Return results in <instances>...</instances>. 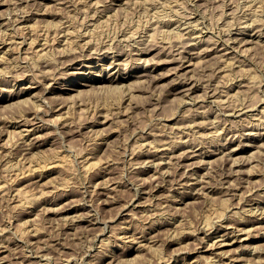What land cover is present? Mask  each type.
Returning <instances> with one entry per match:
<instances>
[{"label":"rangeland","instance_id":"1","mask_svg":"<svg viewBox=\"0 0 264 264\" xmlns=\"http://www.w3.org/2000/svg\"><path fill=\"white\" fill-rule=\"evenodd\" d=\"M3 1H6V0H0V16H1L0 18L3 19V20H0V28H1L0 29L1 30L0 31V37L1 36L3 37L0 39V44L1 43H7V48L10 49V53H9V57L6 58V60L0 61V65H1L0 69L4 65V70H3V68L0 70V133H3V134H0L1 135L0 141L2 142L0 145V151H1V149H4L3 153L0 152V154H2V156L0 155V182L1 181L3 182V183L1 182L0 186L2 187L3 185H5V187H6L7 183H9V184L7 185L8 189L6 188L7 191L5 190L4 187H3L4 189L0 188V247H2V248H0L2 250V251L0 250L1 251L0 252L1 253L0 254V264H32L33 259H34V261L36 260L35 262L33 261V264H37V261H40V262H38V264H60V262H61V264L62 263L63 264H162V263H164V264H185V262H186V264H188V263L190 264V262L192 260L193 261L199 260L197 264H205V263L209 264V262H210V264L211 263L216 264V262H217V264L223 263V262H218L219 259L216 258L215 256H213L214 254H212V252H208L205 248L201 249L203 251L202 253H197L198 251H195L196 246H200L201 243H202L201 246L208 243L207 242V241H209L208 238H209V236H211L210 230L214 231V230H217V228H218V229H221L223 231L225 228V224H227V226H228L231 222H232L231 225H241V224H243V222H244V224H248V222H249V224H253V223H255L254 221L258 217H261L259 214L263 213V210H264V193H263L264 192V190H263L264 189V185H263L264 184V138H263V141L255 142V143H253L255 145H253L250 142H248L247 139L244 138L245 136H242V134H245V132L244 131L242 132V130H241V128H243L244 124H246L248 122H252V123L257 125L255 128V132L257 130L258 134H263V136H264V132H263L264 131L263 130L264 129V125H263L264 120L261 119L262 118L261 117L262 116L261 111H262V108L264 106V100H263L264 99V38H263L264 37V26H263L264 25V23H263L264 22L263 21L264 14L261 15L262 13H264V12H262V11H264V7H263L264 1L251 0V2H250V0H122V2L120 4L116 3L115 0H88V1L83 0V2H82V0H80V1L79 0H58V2H56L57 0H55V1H53V0H7L5 3ZM114 1H115V3H114ZM79 2H80V4H79ZM253 2H255V3H253ZM251 3H253L254 5L252 6ZM250 4L252 7L250 6ZM258 4H260L261 6H259ZM246 6H248V7L246 8ZM249 6L251 9L249 8ZM114 8L116 10H114ZM257 8L259 10H261V11L258 10L259 14L261 12L260 15L257 13H256L257 15L253 14V13L257 12ZM30 10H31V12H30ZM246 10H247V12H246ZM27 11H29L30 13ZM16 12H17V14H16ZM20 12H21V14H20ZM43 12H44V14H43ZM45 13L47 15H45ZM172 13L175 15H173ZM3 15H6V16H3ZM159 15L161 16V18H160L161 20L159 19ZM247 15H248V17H247ZM10 16L13 18L12 22H11V19L9 18ZM251 16H252V18H251ZM14 17L15 18L18 17V18L15 19ZM32 17H34V18H32ZM162 17L164 18L165 21L163 20ZM165 17H166V19H165ZM168 17H170V18L172 17L174 20L172 18L170 20V18H168ZM257 17H260L261 19L262 18L263 19L261 20L260 18H257ZM256 18L259 19L260 23H258L259 21L254 22V19H256ZM5 19H6V22L10 21L9 22L10 24L9 23H7L8 25L5 24L6 23ZM14 19L16 21H14ZM24 19L27 21H25ZM177 19L179 20V22L181 21L180 24L177 21ZM257 19H256V21H257ZM29 20H31V21H29ZM155 20H156V22H155ZM168 20L171 22H169ZM183 20H185V21H183ZM188 20H189V22H188ZM186 21L188 23H186ZM196 21L199 22V26H198L199 28H196V26L198 25V23ZM241 21H243V22H241ZM1 22H3V23L1 24ZM14 22H16V23L13 24ZM167 22H169V24ZM30 23H31V25L35 26V30H37L39 33H37V31L35 32L34 27L32 29V27L30 26ZM95 23L99 28L95 25ZM155 23L156 24L159 23L158 25L160 27L156 26ZM170 23H171V26H170ZM191 23L193 24V26H191L192 25ZM194 23H195V25H194ZM242 23H244V24H242ZM261 23H262V25H261ZM181 24H184V26H186V25H188V26H187V28L186 27L183 28L184 26ZM250 24H251V26L249 27ZM1 25H2V27H1ZM21 25H23V26H21ZM60 25H62V26H60ZM63 25H67V26H63ZM172 25H173L172 29L174 31L170 28V27H172ZM243 25H245V26H243ZM16 26L17 27L19 26V27L17 28ZM26 26H28V27H26ZM167 26H169V27H167ZM181 26H183V27H181ZM238 26H240V27H238ZM252 26H254V27L252 28ZM261 26H262V28H259ZM60 27L62 28V30L59 29ZM181 28H182V31H181ZM194 28H196V29H194ZM15 29L17 32L16 31L14 32ZM21 29H24L23 31H25V30H27V31L23 32V31H21ZM135 29H137L138 31ZM256 29H257V31L259 30L258 31L259 34H261V33L262 34L259 35L258 32L256 31ZM43 30L46 32L48 31L50 33L47 32V34H46V32H43ZM178 30L181 32H179ZM188 30L192 31V33L195 34L196 36L193 35ZM226 30L227 31L229 30V31L227 32ZM3 31L5 32V34L7 32V34H6L7 36L4 34ZM30 31L33 32V35L31 34L32 32H30ZM58 31H59V33H58ZM68 31L69 32L74 31V32L70 33L71 34L70 35V34H68L69 33ZM87 31H88V33H87ZM96 31H98V32H96ZM20 32L22 35H20ZM22 32L27 34V35L23 34ZM128 32H130V33L133 32L134 34L133 33L130 34ZM11 33H15V34L12 35ZM60 33L61 34L63 33V34L61 35ZM74 33L76 35H74ZM85 33L89 34V36L86 35ZM127 33H128V35H127ZM145 33H147V34H145ZM184 33H186L187 35ZM243 33H244V35H243ZM251 33L253 35H256V34H258V35L255 36V39H251V38H253L251 36L252 35ZM41 34H44V35H41ZM48 34H50L49 37H48ZM94 34H96V36H94ZM183 34H184V36L185 35L186 36L185 37L183 36L181 38V36ZM198 34H199V36H198ZM46 35H47L46 38H48L50 41L45 38ZM51 35H52V39H51ZM66 35H68V36L70 35V36L68 37ZM78 35L81 37L79 38ZM84 35H85V38H84ZM92 35H93V37H92ZM177 35L180 36V39H177V38H179V36H177ZM37 36L40 40L39 39L36 40ZM54 36H56L55 37L56 40H54L55 39ZM228 36H230V37H228ZM9 37H11V38H9ZM23 37H25V38L23 39ZM74 37L79 39V40L75 39ZM126 37H128V39ZM137 37H138V39L142 38V37L144 39H140V40L136 39L135 40V38H137ZM194 37H196V39ZM232 37L235 40L234 39L232 40ZM71 38H73V39H71ZM89 38H90V41H89ZM121 38H122V40H121ZM2 39H4V40H2ZM17 39H19L20 41ZM67 39H68V41H67ZM69 39H71V40L69 41ZM83 39L87 40V41H84ZM123 39H125V40H123ZM249 39H251L252 41L253 40H256V41H253V42L251 41L252 43L249 42L248 45L245 44L248 46L247 47L244 45V41L249 40ZM6 40H8V41H6ZM11 40H13L15 43L12 42ZM44 40L45 41L47 40L49 42L46 43ZM72 40H73V42H72ZM134 40L137 42H135ZM147 40H148V42H147ZM191 40H195V41L198 40V41H196V43H195V41L192 43ZM258 40H259V42H258ZM17 41H18V43H17ZM32 41H34L33 42L34 44L32 43ZM65 41H67V43ZM77 41H78V43H76ZM80 41H83L85 43H83V42L81 43ZM88 41L90 42V44ZM109 41L110 42L112 41V42L110 43ZM35 42H36V44H35ZM87 42L89 45L86 44ZM222 42H224V43H222ZM225 42L227 45L225 44ZM242 42H243V44H242ZM20 43H22V44H20ZM43 43H45L46 45L45 44L42 45ZM58 43L62 44L64 47ZM74 43H76V44H74ZM91 43H95V44H91ZM199 43H200V45H199ZM239 43H241V44H239ZM64 44L66 45L67 50L64 49L65 48ZM72 44H73V46H72ZM96 44H97V48H96ZM98 44L101 46V48ZM111 44H112V46H111ZM28 45H30V46L28 47ZM85 45L86 46L88 45L87 46L88 49L85 48L86 47ZM91 45H93V46L90 47ZM188 45H190V46H188ZM239 45H241V46H239ZM13 46H17V48L13 47ZM48 46L51 49L48 48ZM94 46L97 49L96 51H94V49H95V48H93ZM191 46H193V47H191ZM221 46H223V47H221ZM234 46H235V48H234ZM39 47H41V48H39ZM71 47L72 48L74 47V49H72ZM110 47H112V49ZM113 47H114V49H113ZM194 47H195V49H194ZM200 47L202 48L203 52L206 49L207 50L204 53L203 52L200 53L201 52ZM232 47L234 50L232 49ZM14 48L16 50H14ZM25 48L27 50L28 49L29 50L26 51V50H24ZM52 48L55 49L54 52L56 53V55H53L54 52H53ZM57 48L59 50H56ZM69 48L71 50H74L75 52L73 51L72 53H70L71 50L69 51L68 50ZM82 48H84V49H82ZM102 48H104V49H102ZM109 48H110L111 52L109 51ZM218 48L221 50H219ZM34 49H36L37 51ZM38 49H40V50H38ZM41 49L43 50V52H41L42 51ZM60 49H61V51H60ZM231 49H232V51H231ZM48 50H49V52L50 51L51 52L48 53ZM89 50H90V53H89ZM99 50H103V51H99ZM183 50H185V51H183ZM195 50L197 52H194ZM235 50H237V51H235ZM23 51H25V52H23ZM65 51H69V52H65ZM83 51H85V52H83ZM133 51H136L137 53H135ZM228 51H229V53H228ZM38 52H39V54H38ZM95 52H96V54H95ZM181 52L182 53L185 52L184 53L185 55L182 54ZM235 52H236V54H235ZM237 52H239V53H237ZM12 53H13V55H12ZM15 53H16V55H15ZM51 53H53V54H51ZM105 53H108V54H105ZM19 54L21 57L19 56ZM58 54H60L61 56H59ZM180 54H182V57ZM191 54L193 57L191 56ZM37 55H39V56H37ZM40 55L41 56L43 55V56L41 57ZM57 55L59 57H57ZM64 55L65 56L67 55V56L65 57ZM172 55L175 57L180 55V56H178L180 58V61H181V58H182V60H185L184 56L187 59L192 57L191 60H193V61L191 63H193V65L190 66V63L187 62L184 64V69H181L178 67V66H180L181 63L170 62ZM186 55H187V57H186ZM12 56L17 61L18 65L16 64V61L12 58ZM15 56H17V57H15ZM48 56H49V58H48ZM37 57L43 58L42 59L43 63H42L41 59H40L41 62H39V59H38V63H40L41 65L43 64L42 66L40 64L38 65ZM178 57H177V59H178ZM20 58L22 60L19 61ZM24 58H25V61H24ZM111 59H112V61H111ZM8 60L10 61V64H9ZM32 60H33V62H32ZM224 60H226V61H224ZM48 61H50V62H48ZM51 61H53L54 64H53V62H52V64H50ZM4 62H6V63H4ZM46 62H48L50 65L48 63L46 64ZM224 62H226V63H224ZM11 63H13L14 66ZM109 63H111V64H109ZM33 64H34V66H33ZM85 64H87V65H85ZM117 64H119V65H117ZM227 64H229V66H227ZM35 65H37V67ZM38 66L41 68H39ZM8 67H11V68H8ZM222 67L224 68L223 70L225 73L223 72V70H221ZM17 68H19V70ZM36 68H38V69H36ZM6 69L9 70V72ZM148 69H149V71H148ZM28 70H30V71L28 72ZM3 71L6 73H4ZM40 72L43 74V77H41L42 74H40ZM7 73H8V75H7ZM44 73H45V76H44ZM228 73L231 75L227 76ZM39 74L41 76H39ZM132 74H133V76H132ZM203 74H204V76H203ZM223 74H225V75H223ZM14 75H16V76L18 75V76L15 77ZM46 75H47V77H46ZM52 76H54V77H52ZM118 76L122 77V78L127 77L125 79H122L123 83L121 85H119L120 89H118V91L117 90L112 91L111 89L109 90L108 88H103V89L101 88L100 89L98 87L99 84L97 82L100 79H105V78L108 79V77L109 78H111V77H113V78L117 77L118 78ZM186 76L189 79L188 82L185 79ZM39 77L43 78L42 79L43 81L40 80L41 78H39ZM228 77L230 79H233L235 82L233 80H232V82H228V81H231ZM190 78H194V79L190 80ZM44 79H46V80H44ZM181 79H182L183 84L180 86L178 84V82ZM195 79H196V81H195ZM241 80H242V82H241ZM44 81H45V83H44ZM186 82L188 83V87L186 85ZM85 83L86 84L89 83V86L88 85L86 86ZM191 83L193 86L191 85ZM214 83H217V84H214ZM240 83H242V84H240ZM42 84H45V85H42ZM219 84H221L220 85L221 87L220 86L218 87ZM233 84H235V85H233ZM189 85L191 87H189ZM211 85H214L213 88L211 87ZM215 85L217 87H215ZM27 86H29V87L27 88ZM186 87L188 89L189 88L190 89L187 90ZM228 87H230V88H228ZM217 88H219L221 90H219ZM176 89L178 90V92ZM214 89L215 90L217 89L218 91L217 90L215 91ZM27 90H28V93L21 94L23 91H27ZM228 90H230V91H228ZM236 91H238V93H235ZM187 92H188V94L186 95ZM214 92L215 93L217 92L215 94L217 96L216 98H215ZM231 92L235 93L236 96L233 97V94ZM230 94H232V95H230ZM182 95H184V96H182ZM122 96H124V100H121L119 102L118 98L120 99V97H121V99H123ZM226 97H228V98L226 99ZM230 97H233V98H230ZM125 98H126V101L129 103H127L125 101ZM223 98L226 100L225 102L222 101ZM214 99H219L221 101L218 100L219 101L218 102L217 100L215 101ZM262 101H263V103H262ZM33 102H34V104H33ZM214 102L215 103L218 102L217 103L218 105L215 104ZM37 103L39 105L41 104V107ZM224 103L225 104L229 103V104L225 105ZM35 104H37L39 107L37 105H36L37 106L36 107ZM221 104H222V106H221ZM242 104H243V106L241 108L239 105H242ZM213 106H214V108H213ZM224 106H225V108H224ZM256 106L258 107V109ZM68 107H70L71 109ZM229 107L230 108L233 107L232 108L233 110L232 109L230 110ZM33 108H34V110H32V112H30L29 110L33 109ZM35 108H37V109L40 108V110H37ZM51 109H53V110H51ZM221 109H223V114H221L222 113ZM245 109H247V111ZM35 110H37V111L35 112ZM67 110H68V112H66ZM217 111L220 112V114ZM239 111L240 112L242 111V112L238 113ZM249 111H251V112H249ZM24 112L25 113L27 112V113L25 114ZM34 112H35V114H34ZM229 112L232 115H230ZM236 112L238 113V115ZM36 113H37V115H36ZM106 113L107 114L111 113L112 115L110 114L111 116H109ZM192 113H194V116ZM103 114L106 116H104ZM204 114H207V115H204ZM215 114H216V116L218 114V117H216ZM260 114H261V116H260ZM24 115H25V117L27 116L26 119H24L25 118ZM234 115H236V116H234ZM246 115L249 118V120H248V118H246ZM28 116H29V118L30 117L32 118L34 116L31 120V122L33 121V123H35V126L40 127V129L42 128L41 130L43 132L40 130L38 133H36L37 135L27 134L25 132V130H24L25 126L23 123H24V121L27 120ZM36 116H37V119H36ZM66 116H67V118H66ZM108 116H109V119H107L108 122L106 124H104V125L99 124V121L102 120L103 117L108 118ZM194 117L195 118L198 117V118H196V121L198 120V122H199V123L197 122L198 124L197 123L193 124V122L195 121ZM205 117H208V118H205ZM253 117H255V119ZM38 118H40V119H38ZM213 118H215V120ZM216 118H217V121H216ZM18 119H19V121H17ZM246 119H247V121H246ZM41 120H43V121H41ZM191 120L193 122H191ZM199 120L207 121L205 123V127H204V122L201 123L202 121H199ZM64 121L67 122L69 125L67 123L64 124ZM69 121H70V123H69ZM215 121L217 123L218 122L219 123L217 124ZM243 121H244V123H243ZM41 122H42V124H41ZM257 122H259V123H257ZM36 123L37 124L39 123V124L36 125ZM241 123H243V124H241ZM44 124L45 125L48 124L47 125L48 128ZM191 124L193 126H191ZM215 124H216V126H215ZM65 125H67V126H65ZM42 126H45V127H42ZM70 126H74V127L70 128ZM55 127H57L59 129V131L56 130ZM229 127H230V129H229ZM5 128L8 130H6ZM89 128L90 129L93 128V129L89 130ZM184 129H185V131H184ZM227 129H229V130H227ZM14 130H16V131L18 130V132L17 133H16V131L13 132ZM97 130H98V132H96ZM218 130H220V131L222 130L223 132L222 131L220 132ZM45 131H46V133H48V135L46 133H44ZM186 131H188V132H186ZM239 131L242 133H240ZM8 132H10V134H8ZM216 132H218V134H216ZM15 133L16 134L19 133L18 137L16 136ZM39 133H41V134L39 135ZM181 133L185 134V135H183V138H182ZM213 133H215L216 135ZM236 133L238 134V136L235 137ZM21 134H23V136ZM102 134H104V135L102 136ZM206 134H207V136H206ZM11 135L13 138L11 137ZM43 135H45V136H43ZM146 135H148V137ZM19 136L22 140L19 138ZM33 136H35V137H33ZM169 136H171V138ZM175 136H177V137H175ZM196 136L198 138H202V139H198ZM217 136H219V137H217ZM31 137H32V139H31ZM43 137H45V138H43ZM172 137H175V138L172 139ZM240 137L242 139H240ZM18 138L20 141H17ZM179 138H181V139H179ZM225 138H227V141ZM12 139H14V140H12ZM45 139H46V141H45ZM5 140L8 143L4 142ZM29 140H30V143H29ZM234 140H235V142H234ZM15 141H17V145L15 144L16 143ZM103 141H105V142H103ZM187 141H189V142H187ZM18 142H20L19 143L20 145L18 144ZM31 142H32V145H31ZM39 142H40V145L38 144ZM155 142L158 145H156ZM242 142H244V143H242ZM9 143H10V145H9ZM23 143H24V145H23ZM28 143H29V145H28ZM102 143H104V145ZM142 143H144V144H142ZM167 143H170L169 149L170 148L171 149L168 151L165 150V152L163 153L164 145ZM185 143H187L188 145H186ZM249 143H250V145H249ZM2 144L3 145L5 144L6 148H5V146L3 147ZM36 144H38V146ZM139 144H140V147L138 146ZM148 144H151V145H148ZM184 145H185V147H184ZM29 146H31V147L27 148ZM99 146H100V148H99ZM161 146H162V148H161ZM225 146H226V148H225ZM235 146H236V148L240 149L236 155L237 158L240 159L238 161L239 162L243 161L241 164H238V165L234 164V162L232 160L236 157L230 158L228 155V152H229L228 148H233ZM14 147H16V148H14ZM148 147L150 148V150ZM197 147H199V149ZM31 148H33V149H31ZM34 148H36V149H34ZM39 148H40V150H39ZM140 148L143 149L144 151L141 150ZM155 148H158V149L160 148V150H159L160 152L157 151L158 149L155 150ZM172 148H174L175 150ZM189 148H190V150H189ZM17 149H19V150H17ZM25 149H26V151H25ZM184 149H188V151L185 152ZM132 150L134 153L135 152L136 153L134 154L132 152ZM152 150H153V152H152ZM194 150H195V152H194ZM213 150H214V154L211 155ZM217 150H218V152H217ZM11 151H14V152H11ZM24 151L28 152V154L25 153ZM34 151H38V156L41 153V155L39 157L36 156L37 160L40 159L41 161L38 160V162H37V160H34V159H36L35 155L37 154V152H35V155H34ZM179 151H181V152H179ZM201 151H204V152H201ZM223 151H224V154L222 153ZM22 152L25 156L22 155ZM32 152H33V154H32ZM154 152H155V154H154ZM177 152H178V154H177L178 156L175 155ZM189 152L191 154L192 153L197 154V157L195 159H193L196 162H194L193 160L192 161L190 160L191 163L194 165H192L191 163L190 164L187 163L189 161L186 160V157H188L189 155L191 156V154ZM197 152H199V153H197ZM215 152L218 154H216ZM58 153L60 156H63V157H60L58 155ZM138 153H140V154H138ZM152 153L154 155H152ZM184 153H187V154H184ZM26 154L28 156L34 155V159H33L35 162L34 164H33V162L30 161L33 156L30 158ZM148 154L152 156V158H150V160L152 159L153 162L155 161L156 162V163L154 162L155 164L153 162H151L152 160L150 161L149 159H147ZM181 154L182 155L184 154V156H182ZM3 155H4V157H3ZM19 155H20V157H19ZM56 155H57L58 159H56V157H55ZM65 155L66 156L68 155V157H70V158L67 157V159H66ZM227 155L229 158L227 157ZM21 156H23V160L21 159ZM87 156H89V157H87ZM154 156L158 160L155 159ZM161 156H163V157H161ZM173 156H174V158H173ZM222 156H224V158ZM8 157L11 160H9ZM14 157L15 158L17 157V158L15 159ZM25 157L27 159H25ZM170 157L173 159H171ZM59 158H60V160H59ZM178 158H180L182 160L180 161V159H178ZM220 158H222V160ZM225 158L229 159L228 161L233 162V163H229L228 161H226L227 159H225ZM4 159L8 162L6 163V161ZM20 159H21V161H20ZM199 159H200V162H199ZM203 159L204 160L206 159L209 162H206V160L203 161ZM26 160H28L29 162H26ZM61 160H63L64 162ZM147 160H149V161H147ZM159 160H160V162H159ZM172 160H174L176 163H174ZM15 161L17 163L20 161L21 163L17 164ZM30 162L32 163V165L30 164ZM93 162H94V164H95V162L97 164L94 166ZM163 162H166V163H163ZM169 162L172 164H170ZM180 162H181V164H180ZM201 162H203L204 164H202ZM23 163H24V165H23ZM36 163H38V164H36ZM39 163H41V164H39ZM58 163H61L62 166H61V164L58 165ZM83 163H84V165H83ZM148 163H150V165H148ZM151 163H153V164L151 165ZM157 163L160 165L159 168H158L159 165ZM177 163H178V166H177ZM16 164H17V166H16ZM21 164H22V166H21ZM27 164L31 167L34 166L33 169L36 166V168L34 170L35 172H33L31 175H29V177L27 176L26 178H23L21 180L12 181V180L17 178L16 174H18V172H20V169L22 172V167H26ZM80 164H82V165H80ZM88 164H90L91 166L87 170L86 166ZM164 164H165V168L163 166ZM166 164H168V165H166ZM173 164H174V166H173ZM233 164H234V166H231ZM18 165H19V167H18ZM37 165L39 166L38 170H37ZM170 165H172V167ZM190 165H191V167H189ZM255 165H256V168H255ZM40 166H42V167H40ZM16 167H18L19 169L18 168L16 169ZM134 167L137 169H135ZM140 167H141V170H140ZM169 167L171 168V170H169L170 169ZM175 167H176V169H175ZM187 167H189V168H187ZM250 167L251 168L253 167L252 168L253 170H249ZM9 168H11V169H9ZM26 168H29V167L27 166ZM81 168L83 171H81ZM85 168H86V170H84ZM146 168H148L149 170ZM166 168L168 169L167 172L164 171V170H166ZM177 168H179V169H177ZM196 168H198V169L196 170ZM5 169H7V170H5ZM14 169H15L16 173L14 172ZM9 170H10V172H8ZM23 170H25V168H23ZM154 170H156V173ZM159 170H161V172ZM238 170H239V172H238ZM251 171H254L255 173L253 172V174H252ZM11 172H12V174H11ZM169 172H171V174ZM240 172H242V173H240ZM159 173H160V175H159ZM167 173H168V175H167ZM161 174H162V176H161ZM15 175H16V177H15ZM32 175H34V176H32ZM193 175L195 177L194 179H193ZM198 175H200V176H198ZM10 177H11V179H10ZM241 177H243V178L241 179ZM8 178H9V180H8ZM12 178H14V179H12ZM200 178H202L203 180H201ZM27 179L28 180L30 179V181H28ZM161 179L165 180V181H162ZM244 179H246V180H244ZM105 180L107 181V183ZM187 180L189 181L190 184L186 183V182H188ZM10 181H12V183H10ZM98 181L99 182L101 181L100 183H102L103 185H101L100 183H97ZM166 181H167V183H165ZM194 181L196 182L195 184H194ZM200 181H202V182L200 183ZM5 182H6V184H5ZM108 182L109 183L111 182V185ZM132 182H134V185H132L133 184ZM180 182H182V183H180ZM91 183H95V184H91ZM107 184H109L108 185L109 187L107 186ZM140 184H141V186H140ZM197 184H199V186ZM231 184H233V185H231ZM94 185H95V188H94ZM98 185H99V187H97ZM228 185H230V187ZM236 185H238V187H239V185H241V186L239 188L238 187L236 188ZM101 186H103V188ZM131 186H132V188H131ZM192 186H193V188H192ZM227 186L229 188H227ZM9 187H10V189H9ZM112 187H114V188H112ZM89 188L90 189L92 188V190L90 191ZM99 188H100V190H99ZM111 188L114 190L111 191L112 190ZM195 188H197L198 190L196 191ZM17 189H18V192H17ZM137 189H138V191H137ZM207 189H209V190H207ZM233 189L237 193L236 192L234 193ZM4 190H5V193H3ZM83 190H84V192H83ZM98 190H99V192H97ZM134 190H136L135 193H134ZM249 190L252 193H250ZM149 191H151V192H149ZM183 191H185V192L181 194V192H183ZM25 192H28V193H25ZM100 192H102V193H100ZM8 193H10V194H8ZM16 193H19V196H18V194L16 195ZM20 193H22V194H20ZM41 193H43L42 196L40 195ZM186 193H188L189 196ZM193 193H194V195H193ZM90 194H92L93 196H90ZM107 194L109 196H112V197H106V196H108ZM240 194H243L244 196L243 195L240 196ZM260 194L262 195L261 197H260ZM2 195H4V196H2ZM84 195H87V196H84ZM152 195L155 198H153ZM246 195H248V196H246ZM17 196H18V199H17ZM135 196H136V198H135ZM137 196H138V198H137ZM145 196L146 197L149 196V198L147 197L148 200L146 199ZM13 197H15V199H13ZM87 197L89 198L90 203H89V200L86 201L88 199ZM113 197H115L117 199H115ZM241 197H242L243 201L240 200ZM256 197H258V198H256ZM11 198H12V200H10ZM112 198L115 199V201ZM132 198H133V200L131 202ZM27 199H29V200L27 201ZM73 199L75 200V202L77 204H75ZM172 199L175 202H173ZM180 199H182V200H180ZM82 200L86 201V202H83ZM106 200H107V203H106ZM108 200L109 201L111 200V201L109 202ZM140 200H141V202L144 200L143 203H141V202L138 203ZM237 200L240 201L241 203L238 202ZM67 201H69L71 204H65L66 206L63 205V203H67ZM128 201H129V203H128ZM237 202L239 204H237ZM252 203H254V204H252ZM133 204H134V206H133ZM137 204H138V206H137ZM243 204H244V206L246 205L249 209L246 208V206L243 207ZM61 205H63L65 208L67 206H68L67 208H69V206H70L72 208V210L70 212L63 213L62 210L64 209V207ZM80 205L82 208L80 207ZM83 205L86 207H84ZM126 205H128V206H126ZM182 205H184V206H182ZM72 206H74V207H72ZM59 207H61V209H59ZM125 207L130 211H128ZM176 207H179V209ZM251 207H253V208H251ZM254 207L258 208V209L255 210ZM242 208H245V209H242ZM55 209H57V211H55ZM88 209H89V211H88ZM138 209H141V210L138 211ZM245 210L247 212H245ZM54 211H55V213H54ZM131 211L135 212L136 214L135 213L133 214ZM143 211H145V212H143ZM126 212H128V213H126ZM234 212L236 215H234ZM239 212L242 213V215ZM258 212H259V214H258ZM84 213H87V214H84ZM118 213H119V215H118ZM130 213L133 216V218L130 215ZM237 213H238V216H237ZM78 214H80V216ZM143 214H145V215H143ZM134 215H135V218H134ZM67 216L70 218L68 219ZM242 216H244L245 220H242V219H244V218H242ZM65 217L67 218V220ZM72 217H73V220L76 217L77 218L79 217L78 219L76 218L78 221L76 219L74 221H72ZM121 217L122 218L124 217V218L122 219ZM126 217L129 221L131 219L132 220L130 222H128V220H126ZM221 217H223V219ZM237 217H239V218H237ZM89 218H90V220H89ZM224 218H226V219H224ZM250 218L253 220H250ZM49 219H50V221H49ZM158 219H160V221H162L161 222L162 224L160 223V221ZM94 220L95 221L97 220V221L95 222ZM229 220H231V221H229ZM26 221H28V222H26ZM66 221L70 222L71 224L67 223ZM121 221H123V222L121 223ZM155 221L157 222V224ZM91 223H93L92 225H94V226H91ZM159 223H160V225H159ZM220 223H221V225H220ZM147 224H149L151 226L148 227ZM119 225H122V226L124 225L123 228L124 227H127V228L123 229V228H121L122 226H119ZM161 225H163V226H161ZM103 226L106 229H102ZM144 226L147 228H145ZM211 226H213L214 229L209 228ZM27 227H28V230H27ZM260 228H258L257 231L254 230V231H252V233L250 232L251 235L249 236L250 238H248V240H246L244 242H236L234 244V246H228V249H230V250L232 249V252H231V256L233 255L232 258L235 259L236 261L238 260L237 264H248V263L255 264L256 260H257L258 264H264V235H263L264 234V225ZM25 229L27 232L24 234L23 232L25 231ZM127 229H129L128 231H130V232H128ZM141 229L142 230L144 229L143 232ZM169 229H171V230H169ZM117 230H118V232H117ZM145 230H147V231L144 232ZM178 230H181V232H183V233H180V231L178 232ZM182 230H184V231H182ZM204 230H206V231H204ZM195 231H197L196 234H194ZM155 232L157 234H155ZM173 232H174V234H173ZM176 232L178 234H181V235L180 236L178 235L179 237H177ZM186 232L187 233L191 232L190 234H192V237L190 234H187ZM225 232L228 233V232H231V230H227ZM225 232H223V233H225ZM142 233H144V234H142ZM258 233H260V234H258ZM126 234H127V237H125ZM130 234L132 236H130ZM151 234H154L153 238H151L152 237ZM184 234H187V235H184ZM252 234H254V235L252 236ZM128 235L132 239L136 236L134 239L136 241L138 240L139 242H136L134 239L133 240L130 239ZM150 235H151V237H150ZM174 235H175V237H174ZM198 235L200 237H198ZM232 235H237L240 238L241 237L246 238V236H247L246 233L241 234L240 232H237V230L234 231V233H232L231 236ZM118 236H119V239H117ZM144 236H147V238L144 239L145 238ZM154 236H156V237H154ZM157 236H159V237H157ZM202 236H205V237H202ZM201 237H202V240L200 239ZM159 238H160V241H162V242L159 241ZM198 238H199V240H198ZM203 238H205V239H203ZM109 241H112V242H109ZM125 241H127V243H128V245L126 244V246L124 244V243H126ZM165 241H167V242H165ZM196 241H198V245L196 244ZM106 242H108V243H106ZM178 242L182 246H180V244ZM209 242H210L209 244H211V241H209ZM131 243H132V245H130ZM142 243L145 244L144 247H143ZM148 243H149V245L146 246ZM153 243H156V244H153ZM186 243H187V245H186ZM241 243L243 244V246L241 245ZM157 244H160V245H157ZM164 244H166V245H164ZM168 244H170V245L168 246ZM153 245L155 248H157L156 250L153 247H151ZM183 245L185 247L184 249H182ZM247 245H250V247H248ZM129 246H131V247H129ZM149 246L151 247V249L153 248V250H151ZM40 247L42 250L40 249ZM177 247H179V248H177ZM244 247H245V250H244ZM247 247H248V249H247ZM36 248L38 250L39 249L40 250L38 251ZM127 248H129V249H127ZM136 248H137V250H136ZM144 248H146V249H144ZM158 248H160V250ZM191 248H192V250H191ZM255 248L258 250H261L262 253L260 251H257ZM148 249H150L151 252H149L150 250L147 252ZM177 249H179V250H177ZM173 250H177V251H173ZM35 251H36V253H35ZM110 251H112V252H110ZM155 251H156V253H155ZM159 251H160V256L158 253ZM184 251H186V253ZM253 251H254V253H253ZM127 252L130 255L127 254ZM174 252L175 253L177 252V254H175ZM178 252L180 253V255ZM192 252H193V254H192ZM31 253H33V254H31ZM41 253H44V256H46V255L47 256L44 257ZM162 253H164V256L162 255ZM255 253H256V255H255ZM39 254H40V256H38ZM201 254H203V255H201ZM257 254H259L261 256H259ZM155 255H156V257H154ZM185 255H187V256H185ZM165 256L170 257V259H168V257H167V261H166ZM207 256H208V258H207ZM209 256H212V258ZM111 257H113V258L115 257V258L113 260H111L112 259ZM117 257L119 258L120 261L117 260ZM125 257H126V259H124V261L121 260ZM163 257H164V260H163ZM195 257H196V259H194ZM67 258H69V259H67ZM160 258L162 260H160ZM210 258H211V260H210ZM258 258L259 259L261 258L263 260L260 261V260H258ZM152 259H153V261H155V263L154 262L150 263V262H152ZM207 259L210 261H208ZM206 260L208 262H206ZM45 261H47V263ZM65 262H67V263H65ZM192 262H191V264H192Z\"/></svg>","mask_w":264,"mask_h":264},{"label":"bare ground","instance_id":"2","mask_svg":"<svg viewBox=\"0 0 264 264\" xmlns=\"http://www.w3.org/2000/svg\"><path fill=\"white\" fill-rule=\"evenodd\" d=\"M6 1H7V0H6ZM6 1H3V2L5 3ZM53 1H55V0H53ZM79 1H80V0H79ZM86 1H88V0H86ZM115 1H116V3H118V4H120V3L122 2V0H115ZM115 1H114V3H115ZM256 1H257V0H256ZM258 1H259V0H258ZM261 1H264V0H261ZM56 2H58V0H57ZM82 2H83V0H82ZM250 2H251V0H250ZM44 3H45V2H44ZM125 3H126V2H125ZM226 3H227V2H226ZM253 3H255V2H253ZM253 3H251L252 6L254 5ZM263 3H264V2H263ZM263 3H262V4H263ZM79 4H80V2H79ZM83 4H84V3H83ZM251 4H250V6H251ZM44 5H45V4H44ZM258 5L261 6L260 4H258ZM120 6H121V5H120ZM250 6H249V8H250ZM252 6H251V7H252ZM255 6H256V5H255ZM247 7H248V6H246V8H247ZM256 7H257V6H256ZM263 7H264V6H263ZM259 8H260V7H259ZM250 9H251V8H250ZM250 9H249V10H250ZM114 10H116V9L114 8ZM117 10H118V9H117ZM247 10H248V9H247ZM247 10H246V12H247ZM254 10H255V9H254ZM258 10H259V9L257 8V12L254 11L255 13H253V14H256V13L259 14ZM16 11H17V10H16ZM108 11H109V10H108ZM108 11H107V12H108ZM259 11H261V10H259ZM27 12H29V11H27ZM30 12H31V10H30ZM30 12H29V13H30ZM45 12H46V11H45ZM248 12H249V11H248ZM262 12H264V11H262ZM22 13H23V12H22ZM104 13H105V12H104ZM108 13H109V12H108ZM251 13H252V12H251ZM16 14H17V12H16ZM18 14H19V13H18ZM20 14H21V12H20ZM27 14H28V13H27ZM43 14H44V12H43ZM102 14H103V13H102ZM172 14H173V13H172ZM257 14H256V15H257ZM260 14H261V12H260ZM260 14H259V15H260ZM263 14H264V13H262L261 15H263ZM24 15H25V14H24ZM45 15H47V14L45 13ZM103 15H104V14H103ZM173 15H175V14H173ZM250 15H251V14H250ZM3 16H6V15H3ZM11 16H12V15H11ZM11 16H10L9 18L11 19V22H12V21H13V20H12L13 18H12ZM106 16H107V15H106ZM168 16H169V15H168ZM0 17H1V16H0ZM24 17H25V16H24ZM107 17H108V16H107ZM156 17H157V16H156ZM172 17H173V16H172ZM172 17H171V18H172ZM174 17H175V16H174ZM177 17H178V16H177ZM177 17H176V18H177ZM228 17H229V16H228ZM247 17H248V15H247ZM14 18H15V17H14ZM16 18H18V17H16ZM16 18H15V19H16ZM27 18H28V17H27ZM32 18H34V17H32ZM32 18H31V19H32ZM160 18H161V16L159 15V19H160ZM162 18H163V17H162ZM168 18H170V17H168ZM171 18H170V20H171ZM251 18H252V16H251ZM257 18H260V17H257ZM257 18H256V19H257ZM6 19H7V18H6ZM6 19H5V22H6ZM15 19H14V21H16ZM25 19H26V18H25ZM25 19H24V20H25ZM97 19H98V18H97ZM102 19H103V18H102ZM165 19H166V17H165ZM172 19H173V18H172ZM179 19H180V18H179ZM248 19H249V18H248ZM256 19H254V22H258V21H259V19H257V21H256ZM260 19H261V18H260ZM262 19H263V18H262ZM262 19H261V20H262ZM0 20H3V19L0 18ZM19 20H20V19H19ZM19 20H18V21H19ZM94 20H95V19H94ZM160 20H161V19H160ZM160 20H159V21H160ZM163 20H164V18H163ZM173 20H174V19H173ZM173 20H172V21H173ZM186 20H187V19H186ZM245 20H246V19H245ZM245 20H244V21H245ZM251 20H252V19H251ZM25 21H27V20H25ZM29 21H31V20H29ZM96 21H97V20H96ZM164 21H165V20H164ZM168 21H169V20H168ZM175 21H176V20H175ZM175 21H174V22H175ZM177 21L179 22L178 19H177ZM183 21H185V20H183ZM247 21H248V20H247ZM263 21H264V19H263ZM263 21H262V22H263ZM3 22H4V21H3ZM3 22H1V24H2ZM9 22H10V21H9ZM9 22H6L5 24H7V23H9ZM97 22H98V21H97ZM155 22H156V20H155ZM157 22H158V21H157ZM169 22H171V21H169ZM169 22H167V23L169 24ZM180 22H181V21H180ZM180 22H179V24H180ZM188 22H189V20H188ZM188 22L186 21V23H188ZM190 22H191V21H190ZM196 22H197V21H196ZM241 22H243V21H241ZM248 22H249V21H248ZM251 22H252V21H251ZM254 22H253V23H254ZM15 23H16V22H14L13 24H15ZM18 23H19V22H18ZM28 23H29V22H28ZM64 23H65V22H64ZM197 23H198V25L196 24V25H197L196 28H199V27H198V26H199V22H197ZM239 23H240V22H239ZM253 23H252V24H253ZM258 23H260V21H259ZM263 23H264V22H263ZM9 24H10V23H9ZM19 24H20V23H19ZM25 24H26V23H25ZM66 24H67V23H66ZM93 24H94V23H93ZM98 24H99V23H98ZM155 24H156V23H155ZM158 24H159V23H158ZM158 24H156V26L160 27ZM162 24H163V23H162ZM164 24H165V23H164ZM191 24H192V23H191ZM200 24H201V23H200ZM242 24H244V23H242ZM256 24H257V23H256ZM7 25H8V24H7ZM23 25H24V24H23ZM23 25H21V26H23ZM88 25H89V24H88ZM88 25H87V26H88ZM91 25H92V24H91ZM95 25H96V23H95ZM99 25H100V24H99ZM153 25H154V24H153ZM175 25H176V24H175ZM181 25L184 26V24H181ZM194 25H195V23H194ZM239 25H240V24H239ZM245 25H246V24H245ZM245 25H243V26H245ZM247 25H248V24H247ZM261 25H262V23H261ZM21 26H20V27H21ZM28 26H29V25H28ZM28 26H26V27H28ZM30 26L32 27V29H33V27H34V30H35V26L31 25V23H30ZM60 26H62V25H60ZM63 26H67V25H63ZM68 26H69V25H68ZM96 26H97V25H96ZM165 26H166V25H165ZM170 26H171V23H170ZM178 26H179V25H178ZM183 26H181V27H183ZM187 26H188V25L184 26L183 28H185V27L187 28ZM191 26H193V24H192ZM203 26H204V25H203ZM241 26H242V25H241ZM250 26H251V24L249 25V27H250ZM263 26H264V25H263ZM1 27H2V25H1ZM5 27H6V26H5ZM14 27H15V26H14ZM16 27H17V26H16ZM18 27H19V26H18ZM18 27H17V28H18ZM88 27H89V26H88ZM97 27H98V26H97ZM154 27H155V26H154ZM167 27H169V26H167ZM204 27H205V26H204ZM238 27H240V26H238ZM253 27H254V26H252V28H253ZM256 27H257V26H256ZM7 28H8V27H7ZM64 28H65V27H64ZM91 28H92V27H91ZM93 28H94V27H93ZM98 28H99V27H98ZM161 28H162V27H161ZM170 28L172 29V28H173V25H172V27H170ZM196 28H194V29H196ZM200 28H201V27H200ZM245 28H246V27H245ZM247 28H248V27H247ZM252 28H251V29H252ZM259 28H262V26L259 27ZM259 28H258V29H259ZM0 29H1V28H0ZM3 29H4V28H3ZM9 29H10V28H9ZM32 29H31V30H32ZM59 29L62 30L61 27H60ZM88 29H89V28H88ZM192 29H193V28H192ZM205 29H206V28H205ZM230 29H231V28H230ZM242 29H243V28H242ZM242 29H241V30H242ZM254 29H255V28H254ZM254 29H253V30H254ZM19 30H20V29H19ZM19 30H18V31H19ZM23 30H24V29H21V31H23ZM57 30H58V29H57ZM63 30H64V29H63ZM67 30H68V29H67ZM97 30H98V29H97ZM132 30H133V29H132ZM135 30H137V29H135ZM172 30H173V29H172ZM172 30H171V31H172ZM176 30H177V29H176ZM207 30H208V29H207ZM243 30H244V29H243ZM249 30H250V29H249ZM0 31H1V30H0ZM15 31H16V29L14 30V32H15ZM26 31H27V30H25V31H23V32H26ZM32 31H33V30H32ZM32 31H30V32H32ZM36 31H37V30H35V32H36ZM39 31H40V30H39ZM55 31H56V30H55ZM91 31H92V30H91ZM137 31H138V30H137ZM137 31H136V32H137ZM173 31H174V30H173ZM178 31H179V30H178ZM181 31H182V28H181ZM181 31H179V32H181ZM188 31H190V30H188ZM226 31H227V30H226ZM228 31H229V30H228ZM228 31H227V32H228ZM239 31H240V30H239ZM254 31H255V30H254ZM256 31H257V29H256ZM258 31H259V30H258ZM258 31H257V32H258ZM3 32H4V31H3ZM16 32H17V31H16ZM23 32H22V33H23ZM33 32H34V31H33ZM33 32L31 33L32 35H33ZM40 32H41V31H40ZM43 32H46V31L43 30ZM47 32H48V31H47ZM47 32H46V34H47ZM62 32H63V31H62ZM68 32H69V31H68ZM73 32H74V31H71V32H69L68 34L73 33ZM96 32H98V31H96ZM130 32H131V31H130ZM130 32H128V33H130ZM145 32H146V31H145ZM179 32H178V33H179ZM185 32H186V31H185ZM190 32L192 33V31H190ZM193 32H194V31H193ZM251 32H252V31H251ZM1 33H2V32H1ZM8 33H9V32H8ZM27 33H28V32H27ZM37 33H39V32L37 31ZM48 33H50V32H48ZM58 33H59V31H58ZM82 33H83V32H82ZM87 33H88V31H87ZM128 33H127V35H128ZM132 33H133V32H132ZM132 33H130V34H132ZM176 33H177V32H176ZM198 33H199V32H198ZM231 33H232V32H231ZM231 33H230V34H231ZM234 33H235V32H234ZM244 33H245V32H244ZM244 33H243V35H244ZM247 33H248V32H247ZM253 33H254V32H253ZM4 34H5V32H4ZM6 34H7V32H6ZM6 34H5V35H6ZM11 34L13 35V34H15V33H11ZM18 34H19V33H18ZM23 34H25V33H23ZM35 34H36V33H35ZM60 34H61V33H60ZM62 34H63V33H62ZM62 34H61V35H62ZM65 34H66V33H65ZM85 34H86V33H85ZM133 34H134V33H133ZM145 34H147V33H145ZM179 34H180V33H179ZM184 34H186V33H184ZM184 34L181 36V38L184 36ZM192 34H193V33H192ZM199 34H200V33H199ZM199 34H198V36H199ZM224 34H225V33H224ZM226 34H227V33H226ZM251 34H252V33H251ZM254 34H255V33H254ZM258 34H259V32H258ZM258 34H256V35H253V34H252L251 36H252L253 38H251V39H255V36H257ZM261 34H262V33H261ZM261 34H259V35H261ZM16 35H17V34H16ZM16 35H15V36H16ZM20 35H22L21 32H20ZM25 35H27V34H25ZM41 35H44V34H41ZM41 35H40V36H41ZM49 35H50V34H48V37H49ZM53 35H54V34H53ZM70 35H71V34H70ZM70 35H69V36H70ZM74 35H76V34L74 33ZM86 35L89 36V34H86ZM149 35H150V34H149ZM186 35H187V34H186ZM186 35H185V36H186ZM193 35H195V34H193ZM200 35H201V34H200ZM248 35H249V34H248ZM6 36H7V35H6ZM17 36H18V35H17ZM29 36H30V35H29ZM35 36H36V35H35ZM66 36H68V35H66ZM69 36H68V37H69ZM78 36H79V35H78ZM94 36H96V34H94ZM97 36H98V35H97ZM124 36H125V35H124ZM130 36H131V35H130ZM142 36H143V35H142ZM177 36H179V35H177ZM185 36H184V37H185ZM195 36H196V35H195ZM198 36H197V37H198ZM233 36H234V35H233ZM245 36H246V35H245ZM33 37H34V36H33ZM46 37H47V35L45 36V38H46ZM55 37H56V36H54V38H55ZM80 37H81V36H79V38H80ZM90 37H91V36H90ZM92 37H93V35H92ZM150 37H151V36H150ZM150 37H149V38H150ZM228 37H230V36H228ZM228 37H227V38H228ZM259 37H260V36H259ZM1 38H3V37L1 36L0 39H1ZM9 38H11V37H9ZM9 38H8V39H9ZM21 38H22V37H21ZM24 38H25V37H23V39H24ZM28 38H29V37H28ZM43 38H44V37H43ZM54 38H53V39H54ZM62 38H63V37H62ZM64 38H65V37H64ZM74 38H75V37H74ZM84 38H85V35H84ZM126 38L128 39V37H126ZM149 38H148V39H149ZM189 38H190V37H189ZM194 38L196 39V37H194ZM194 38H193V39H194ZM198 38H199V37H198ZM198 38H197V39H198ZM263 38H264V37H263ZM5 39H6V38H5ZM15 39H16V38H15ZM15 39H14V40H15ZM23 39H22V40H23ZM26 39H27V38H26ZM30 39H31V38H30ZM37 39H39L38 36H37L36 40H37ZM41 39H42V38H41ZM46 39L49 40L48 38H46ZM51 39H52V35H51ZM59 39H60V38H59ZM71 39H73V38H71ZM71 39H69V41H70ZM75 39H77V38H75ZM129 39H130V38H129ZM136 39H138V37L135 38V40H136ZM140 39H144V38L142 37V38H139L138 40H140ZM145 39H146V38H145ZM177 39H180V36H179V38H177ZM199 39H200V38H199ZM202 39H203V38H202ZM229 39H230V38H229ZM229 39H228V40H229ZM233 39H234V38L232 37V40H233ZM239 39H240V38H239ZM251 39L244 41V45H245V44L248 45V43L252 41ZM2 40H4V39H2ZM9 40H10V39H9ZM17 40H19V39H17ZM22 40H21V41H22ZM39 40H40V39H39ZM47 40H46V41L44 40V41H45L46 43H48L50 40H49V41H47ZM54 40H56V38H55ZM62 40H63V39H62ZM77 40H79V39H77ZM81 40H82V39H81ZM83 40H84V39H83ZM119 40H120V39H119ZM119 40H118V41H119ZM121 40H122V38H121ZM123 40H125V39H123ZM135 40H134V41H135ZM150 40H151V39H150ZM234 40H235V39H234ZM6 41H8V40H6ZM11 41L14 42L13 40H11ZM11 41H10V42H11ZM19 41H20V40H19ZM67 41H68V39H67ZM67 41H65V42L67 43ZM84 41H87V40H84ZM89 41H90V38H89ZM89 41H88V42H89ZM91 41H92V40H91ZM94 41H95V40H94ZM118 41H117V42H118ZM141 41H142V40H141ZM191 41H192V43H193L195 40H191ZM196 41H198V40H196ZM196 41H195V43H196ZM200 41H201V40H200ZM223 41H224V40H223ZM236 41H237V40H236ZM253 41H256V40H253ZM253 41H252V42H253ZM22 42H23V41H22ZM27 42H28V41H27ZM27 42H26V43H27ZM33 42H34V41H32V43H33ZM56 42H57V41H56ZM72 42H73V40H72ZM74 42H75V41H74ZM80 42L82 43L83 41H80ZM88 42H87L86 44H88ZM92 42H93V41H92ZM109 42H110V41H109ZM111 42H112V41H111ZM111 42H110V43H111ZM117 42H116V43H117ZM119 42H120V41H119ZM135 42H137V41H135ZM135 42H134V43H135ZM147 42H148V40H147ZM229 42H230V41H229ZM245 42H246V43H245ZM252 42H251V43H252ZM258 42H259V40H258ZM258 42H257V43H258ZM14 43H15V42H14ZM14 43H13V44H14ZM17 43H18V41H17ZM40 43H41V42H40ZM70 43H71V42H70ZM76 43H78V41H77ZM76 43H74V44H76ZM83 43H85V42H83ZM120 43H121V42H120ZM197 43H198V42H197ZM219 43H220V42H219ZM222 43H224V42H222ZM232 43H233V42H232ZM10 44H11V43H10ZM20 44H22V43H20ZM29 44H30V43H29ZM33 44H34V43H33ZM35 44H36V42H35ZM44 44H45V43H43L42 45H44ZM58 44H60V43H58ZM58 44H57V45H58ZM79 44H80V43H79ZM89 44H90V42H89ZM89 44H88V45H89ZM91 44H95V43H91ZM216 44H217V43H216ZM225 44H226V42H225ZM239 44H241V43H239ZM242 44H243V42H242ZM253 44H254V43H253ZM40 45H41V44H40ZM42 45H41V46H42ZM45 45H46V44H45ZM60 45H62V44H60ZM64 45H65V44H64ZM70 45H71V44H70ZM88 45H87V46H88ZM98 45H99V44H98ZM103 45H104V44H103ZM107 45H108V44H107ZM141 45H142V44H141ZM199 45H200V43H199ZM226 45H227V44H226ZM237 45H238V44H237ZM247 45H245V46H247ZM20 46H21V45H20ZM20 46H19V47H20ZM22 46H23V45H22ZM29 46H30V45H28V47H29ZM35 46H36V45H35ZM38 46H39V45H38ZM62 46H63V45H62ZM72 46H73V44H72ZM76 46H77V45H76ZM80 46H81V45H80ZM85 46H86V45H85ZM87 46H86L85 48H87ZM92 46H93V45H91L90 47H92ZM99 46H100V45H99ZM108 46H109V45H108ZM111 46H112V44H111ZM138 46H139V45H138ZM188 46H190V45H188ZM197 46H198V45H197ZM217 46H218V45H217ZM217 46H216V47H217ZM239 46H241V45H239ZM250 46H251V45H250ZM9 47H10V46H9ZM13 47H16V48H17V46H13ZM13 47H12V48H13ZM32 47H33V46H32ZM63 47H64V46H63ZM67 47H68V46H67ZM77 47H78V46H77ZM82 47H83V46H82ZM132 47H133V46H132ZM191 47H193V46H191ZM221 47H223V46H221ZM227 47H228V46H227ZM237 47H238V46H237ZM247 47H248V46H247ZM251 47H252V46H251ZM6 48H7V43H1V44H0V61H4V60H6V58L9 57L10 49H9V48L6 49ZM21 48H22V47H21ZM36 48H37V47H36ZM39 48H41V47H39ZM44 48H45V47H44ZM48 48H50V47L48 46ZM71 48H72V47H71ZM75 48H76V47H75ZM78 48H79V47H78ZM93 48H95V46H94ZM96 48H97V44H96ZM96 48L94 49V51L97 50ZM100 48H101V46H100ZM100 48H99V49H100ZM107 48H108V47H107ZM110 48L112 49V47H110ZM110 48H109V51H110ZM133 48H134V47H133ZM133 48H132V49H133ZM177 48H178V47H177ZM197 48H198V47H197ZM197 48H196V49H197ZM234 48H235V46H234ZM249 48H250V47H249ZM19 49H20V48H19ZM42 49H43V48H42ZM42 49H41V50H42ZM50 49H51V48H50ZM64 49L67 50V49H66V45H65V48H64ZM72 49H74V47H73ZM76 49H77V48H76ZM82 49H84V48H82ZM82 49H81V50H82ZM87 49H88V48H87ZM102 49H104V48H102ZM105 49H106V48H105ZM113 49H114V47H113ZM137 49H138V48H137ZM194 49H195V47H194ZM200 49H201V50H200V51H201L200 53H202L203 50H202L201 47H200ZM205 49H206V48H205ZM216 49H217V48H216ZM218 49H219V48H218ZM227 49H228V48H227ZM232 49H233V47H232ZM232 49H231V51H232ZM12 50H13V49H12ZM14 50H16V49L14 48ZM24 50L28 51L29 49L27 50V49L25 48ZM34 50H36V49H34ZM38 50H40V49H38ZM45 50H46V49H45ZM52 50H53V52H54L55 49L52 48ZM56 50H59V49L57 48ZM68 50L70 51L71 49L69 48ZM79 50H80V49H79ZM92 50H93V49H92ZM107 50H108V49H107ZM181 50H182V49H181ZM190 50H191V49H190ZM192 50H193V49H192ZM206 50H207V49H206ZM206 50H205V51H206ZM219 50H221V49H219ZM233 50H234V49H233ZM237 50H238V49H237ZM237 50H235V51H237ZM17 51H18V50H17ZM31 51H32V50H31ZM36 51H37V50H36ZM60 51H61V49H60ZM69 51H65V52H69ZM73 51H74V50H71L70 53H72ZM94 51H93V52H94ZM99 51H103V50H99ZM183 51H185V50H183ZM205 51H204V52H205ZM222 51H223V50H222ZM222 51H221V52H222ZM231 51H230V52H231ZM11 52H12V51H11ZM23 52H25V51H23ZM32 52H33V51H32ZM41 52H43V50H42ZM41 52H40V53H41ZM50 52H51V51H50ZM50 52H49V50H48V53H50ZM74 52H75V51H74ZM76 52H77V51H76ZM80 52H81V51H80ZM83 52H85V51H83ZM97 52H98V51H97ZM105 52H106V51H105ZM110 52H111V51H110ZM133 52L137 53L136 51H133ZM176 52H177V51H176ZM194 52H197V51L195 50ZM204 52H203V53H204ZM207 52H208V51H207ZM19 53H20V52H19ZM36 53H37V52H36ZM48 53H47V54H48ZM60 53H61V52H60ZM77 53H78V52H77ZM89 53H90V50H89ZM98 53H99V52H98ZM179 53H180V52H179ZM181 53H182V52H181ZM184 53H185V52H184ZM184 53H182V54H184ZM192 53H193V52H192ZM228 53H229V51H228ZM237 53H239V52H237ZM31 54H32V53H31ZM34 54H35V53H34ZM38 54H39V52H38ZM51 54H53V53H51ZM95 54H96V52H95ZM105 54H108V53H105ZM174 54H175V53H174ZM182 54H180L181 57H182ZM187 54H188V53H187ZM189 54H190V53H189ZM196 54H197V53H196ZM235 54H236V52H235ZM12 55H13V53H12ZM15 55H16V53H15ZM17 55H18V54H17ZM35 55H36V54H35ZM45 55H46V54H45ZM53 55H56V53L54 52ZM58 55L61 56L60 54H58ZM58 55H57V57H59ZM62 55H63V54H62ZM68 55H69V54H68ZM103 55H104V54H103ZM103 55H102V56H103ZM113 55H114V54H113ZM180 55H178V56H180ZM184 55H185V54H184ZM194 55H195V54H194ZM225 55H226V54H225ZM229 55H230V54H229ZM19 56H20V54H19ZM37 56H39V55H37ZM40 56H41V55H40ZM42 56H43V55H42ZM42 56H41V57H42ZM64 56H65V55H64ZM66 56H67V55H66ZM66 56H65V57H66ZM91 56H92V55H91ZM105 56H106V55H105ZM114 56H115V55H114ZM178 56L175 57V56L172 55V58L170 59V62H174V63L179 62V63H181L180 66H178V67L181 68V69H184V64L187 63V62L190 63V66L193 65V63H191V62L193 61V60H191V58L193 57L192 54H191V56H192L191 58H188V59H187V58H185V56H184V59H185V60H182V58H181V61H180V58H179ZM189 56H190V55H189ZM197 56H198V55H197ZM200 56H201V55H200ZM15 57H17V56H15ZM20 57H21V56H20ZM22 57H23V56H22ZM41 57H40V58L37 57V63H38V59H39V62L42 61L43 58H41ZM103 57H104V56H103ZM109 57H110V56H109ZM109 57H108V58H109ZM139 57H140V56H139ZM177 57H178V59H177ZM186 57H187V55H186ZM12 58L14 59L13 56H12ZM48 58H49V56H48ZM52 58H53V57H52ZM52 58H51V59H52ZM89 58H90V57H89ZM94 58H95V57H94ZM100 58H101V57H100ZM114 58H115V57H114ZM114 58H113V59H114ZM119 58H120V57H119ZM10 59H11V58H10ZM30 59H31V58H30ZM32 59H33V58H32ZM40 59H41V61H40ZM44 59H45V58H44ZM46 59H47V58H46ZM53 59H54V58H53ZM55 59H56V58H55ZM115 59H116V58H115ZM139 59H140V58H139ZM186 59H187V60H186ZM14 60H15V59H14ZM20 60H22V59L20 58L19 61H20ZM35 60H36V59H35ZM15 61H16V60H15ZM24 61H25V58H24ZM44 61H45V60H44ZM53 61H54V60H53ZM53 61H51L50 64H52ZM55 61H56V60H55ZM101 61H102V60H101ZM111 61H112V59H111ZM111 61H110V62H111ZM224 61H226V60H224ZM8 62H9V64H10V61H9V60H8ZM32 62H33V60H32ZM35 62H36V61H35ZM48 62H50V61H48ZM48 62H46V64H47ZM86 62H87V61H86ZM88 62H89V61H88ZM96 62H97V61H96ZM96 62H95V63H96ZM117 62H118V61H117ZM4 63H6V62H4ZM21 63H22V62H21ZM42 63H43V61H42ZM55 63H56V62H55ZM224 63H226V62H224ZM228 63H229V62H228ZM11 64H13V63H11ZM16 64H17V61H16ZM39 64H40V63H38V65H39ZM48 64H49V63H48ZM50 64H49V65H50ZM53 64H54V62H53ZM73 64H74V63H73ZM109 64H111V63H109ZM2 65H3V64H2ZM6 65H7V64H6ZM17 65H18V64H17ZM40 65H41V64H40ZM42 65H43V64H42ZM42 65H41V66H42ZM85 65H87V64H85ZM117 65H119V64H117ZM0 66H1V65H0ZM8 66H9V65H8ZM13 66H14V64H13ZM19 66H20V65H19ZM27 66H28V65H27ZM33 66H34V64H33ZM35 66L37 67V65H35ZM47 66H48V65H47ZM110 66H111V65H110ZM110 66H109V67H110ZM225 66H226V65H225ZM225 66H224V67H225ZM227 66H229V64H227ZM38 67H39V66H38ZM85 67H86V66H85ZM109 67H108V68H109ZM2 68H3V70H4V65H3ZM2 68H1V69H2ZM8 68H11V67H8ZM8 68H7V69H8ZM26 68H27V67H26ZM39 68H41V67H39ZM142 68H143V67H142ZM144 68H145V67H144ZM1 69H0V70H1ZM7 69H6V70H7ZM17 69L19 70V68H17ZM21 69H22V68H21ZM21 69H20V70H21ZM36 69H38V68H36ZM103 69H104V68H103ZM125 69H126V68H125ZM223 69H224V68L222 67L221 70H223ZM227 69H228V68H227ZM221 70H220V71H221ZM225 70H226V69H225ZM7 71L9 72V70H7ZM10 71H11V70H10ZM14 71H15V70H14ZM29 71H30V70H28V72H29ZM36 71H37V70H36ZM131 71H132V70H131ZM137 71H138V70H137ZM146 71H147V70H146ZM148 71H149V69H148ZM230 71H231V70H230ZM1 72H2V71H1ZM3 72H4V71H3ZM16 72H17V71H16ZM42 72H43V71H42ZM44 72H45V71H44ZM47 72H48V71H47ZM47 72H46V73H47ZM140 72H141V71H140ZM144 72H145V71H144ZM223 72H224V70H223ZM223 72H222V73H223ZM4 73H6V72H4ZM25 73H26V72H25ZM58 73H59V72H58ZM224 73H225V72H224ZM226 73H227V72H226ZM9 74H10V73H9ZM21 74H22V73H21ZM26 74H27V73H26ZM40 74H42V73L40 72ZM40 74H39V76H41ZM5 75H6V74H5ZM7 75H8V73H7ZM23 75H24V74H23ZM223 75H225V74H223ZM229 75H231V74L228 73L227 76H229ZM12 76H13V75H12ZM14 76L17 77L18 75H17V76L14 75ZM24 76H25V75H24ZM44 76H45V73H44ZM48 76H49V75H48ZM54 76H55V75H54ZM54 76H52V77H54ZM110 76H111V75H110ZM132 76H133V74H132ZM146 76H147V75H146ZM203 76H204V74H203ZM41 77H43V74H42ZM41 77H39V78H41ZM46 77H47V75H46ZM50 77H51V76H50ZM56 77H57V76H56ZM140 77H141V76H140ZM191 77H192V76H191ZM225 77H226V76H225ZM125 78H127V77H125ZM125 78H122V77H119V76H118V78H117V77H114V78H113V77H111V78L108 77V79H107V78H105V79H100V80L97 82V83L99 84L98 87H99L100 89H101V88H102V89H103V88H108L109 90L111 89L112 91H115V90L118 91V89H120V86H119V85H121V84L123 83V82H122V81H123L122 79H125ZM178 78H179V77H178ZM228 78H229V77H228ZM42 79H43V78H41L40 80H42ZM51 79H52V78H51ZM185 79H186L187 82L189 81V79L187 78V76L185 77ZM185 79H184V80H185ZM191 79H194V78H190V80H191ZM229 79H230V78H229ZM235 79H236V78H235ZM20 80H21V79H20ZM25 80H26V79H25ZM38 80H39V79H38ZM38 80H37V81H38ZM40 80H39V81H40ZM44 80H46V79H44ZM47 80H48V79H47ZM184 80H183V81H184ZM208 80H209V79H208ZM230 80H231V81H228V82H232L233 79H230ZM42 81H43V80H42ZM195 81H196V79H195ZM233 81H234V80H233ZM34 82H35V81H34ZM34 82H33V83H34ZM177 82H178V81H177ZM187 82H186V85H187V87H188V83H187ZM211 82H212V81H211ZM211 82H210V83H211ZM234 82H235V81H234ZM241 82H242V80H241ZM37 83H38V82H37ZM42 83H43V82H42ZM44 83H45V81H44ZM86 83H87V82H86ZM86 83H85V84H86ZM194 83H195V82H194ZM194 83H193V84H194ZM175 84H176V83H175ZM178 84H179L180 86L183 84L182 79L178 82ZM214 84H217V83H214ZM226 84H227V83H226ZM229 84H230V83H229ZM240 84H242V83H240ZM42 85H45V84H42ZM50 85H51V84H50ZM87 85L89 86V83L86 84V86H87ZM191 85H192V83H191ZM220 85H221V84H219L218 87H219ZM231 85H232V84H231ZM233 85H235V84H233ZM236 85H237V84H236ZM29 86H30V85H29ZM29 86H27V88H28ZM48 86H49V85H48ZM192 86H193V85H192ZM213 86H214V85H211L212 88H213ZM239 86H240V85H239ZM52 87H53V86H52ZM187 87H186V88H187ZM189 87H191V86L189 85ZM215 87H217V86L215 85ZM215 87H214V88H215ZM220 87H221V86H220ZM224 87H225V86H224ZM226 87H227V86H226ZM232 87H233V86H232ZM242 87H243V86H242ZM44 88H45V87H44ZM228 88H230V87H228ZM23 89H24V88H23ZM30 89H31V88H30ZM179 89H180V88H179ZM184 89H185V88H184ZM189 89H190V88H189ZM189 89L187 88V90H189ZM217 89H219V88H217ZM217 89H216V90H217ZM223 89H224V88H223ZM238 89H239V88H238ZM21 90H22V89H21ZM21 90H20V91H21ZM45 90H46V89H45ZM176 90H177V89H176ZM192 90H193V89H192ZM196 90H197V89H196ZM214 90H215V89H214ZM216 90H215V91H216ZM219 90H221V89H219ZM226 90H227V89H226ZM231 90H232V89H231ZM117 91H116V92H117ZM181 91H182V90H181ZM217 91H218V90H217ZM228 91H230V90H228ZM228 91H227V92H228ZM238 91H239V90H238ZM238 91H236L235 93H238ZM169 92H170V91H169ZM171 92H172V91H171ZM177 92H178V90H177ZM177 92H176V93H177ZM179 92H180V91H179ZM17 93H18V92H17ZM26 93H28V90H27V91H23L21 94H26ZM120 93H121V92H120ZM212 93H213V92H212ZM216 93H217V92H216ZM216 93L214 92V95H215ZM231 93H232V92H231ZM235 93H232V94H233V97L236 96ZM183 94H184V93H183ZM187 94H188V92L186 93V95H187ZM225 94H226V93H225ZM228 94H229V93H228ZM228 94H227V95H228ZM232 94H230V95H232ZM234 94H235V95H234ZM19 95H20V94H19ZM34 95H35V94H34ZM186 95H185V96H186ZM17 96H18V95H17ZM182 96H184V95H182ZM223 96H224V95H223ZM122 97H123V99H121V97H120V99L118 98L119 102H120L121 100H124V96H122ZM216 97H217V96L215 95V98H216ZM233 97H230V98H233ZM227 98H228V97H226V99H227ZM130 99H131V98H130ZM25 100H26V99H25ZM38 100H39V99H38ZM38 100H37V101H38ZM214 100H215V101H216V100L218 101L219 99H214ZM263 100H264V99H263ZM125 101H126V98H125ZM129 101H130V100H129ZM185 101H186V100H185ZM219 101H221V100H219ZM219 101H218V102H219ZM222 101L225 102L226 100L223 98ZM35 102H36V101H35ZM126 102H127V101H126ZM218 102H217V103H218ZM227 102H228V101H227ZM260 102H261V101H260ZM121 103H122V102H121ZM127 103H129V102H127ZM214 103H215V102H214ZM217 103H215V104H217ZM220 103H221V102H220ZM222 103H223V102H222ZM262 103H263V101H262ZM33 104H34V102H33ZM37 104H38V103H37ZM37 104H35V106H36ZM224 104H225V103H224ZM226 104H227V103H226ZM226 104H225V105H226ZM228 104H229V103H228ZM228 104H227V105H228ZM38 105H39V104H38ZM38 105H37V106H38ZM217 105H218V104H217ZM260 105H261V104H260ZM37 106H36V107H37ZM39 106L41 107V104H40ZM39 106H38V107H39ZM221 106H222V104H221ZM239 106L242 108L243 104H242V105H239ZM244 106H245V105H244ZM211 107H212V106H211ZM211 107H210V108H211ZM240 107H239V108H240ZM245 107H246V106H245ZM256 107H257V106H256ZM261 107H262V106H261ZM68 108H70V107H68ZM213 108H214V106H213ZM224 108H225V106H224ZM229 108H230V107H229ZM232 108H233V107H231L230 110H231ZM251 108H252V107H251ZM35 109H37V108H35ZM61 109H62V108H61ZM70 109H71V108H70ZM70 109H69V110H70ZM215 109H216V108H215ZM226 109H227V108H226ZM226 109H225V110H226ZM243 109H244V108H243ZM247 109H248V108H247ZM247 109H245V110L247 111ZM257 109H258V107H257ZM32 110H34V108H33V109H30L29 111L32 112ZM37 110H40V108H38ZM37 110H35V112H36ZM51 110H53V109H51ZM227 110H228V109H227ZM232 110H233V109H232ZM235 110H236V109H235ZM239 110H240V109H239ZM251 110H252V109H251ZM255 110H256V109H255ZM260 110H261V109H260ZM29 111H28V112H29ZM42 111H43V110H42ZM188 111H189V110H188ZM190 111H191V110H190ZM195 111H196V110H195ZM204 111H205V110H204ZM204 111H203V112H204ZM243 111H244V110H243ZM246 111H245V112H246ZM35 112H34V114H35ZM66 112H68V110H67ZM107 112H108V111H107ZM192 112H193V111H192ZM197 112H198V111H197ZM200 112H201V111H200ZM212 112H213V111H212ZM215 112H216V111H215ZM217 112H218V111H217ZM221 112H222L221 114H223V109H221ZM230 112H231V111H230ZM230 112H229V114H230ZM241 112H242V111H241ZM241 112L239 111L238 113H241ZM249 112H251V111H249ZM24 113H25V112H24ZM26 113H27V112H26ZM26 113H25V114H26ZM103 113H104V112H103ZM117 113H118V112H117ZM119 113H120V112H119ZM190 113H191V112H190ZM195 113H196V112H195ZM204 113H205V112H204ZM218 113L220 114V112H218ZM231 113H232V112H231ZM236 113H237V112H236ZM238 113H237V115H238ZM256 113H257V112H256ZM261 113H262V116H261V114H260V116L262 117L261 119L264 120V106H263V108H262ZM39 114H40V113H39ZM100 114H101V113H100ZM100 114H99V115H100ZM106 114H107V113H106ZM110 114H111V113H110ZM110 114H107V115L111 116L112 114H111V115H110ZM187 114H188V113H187ZM192 114H193V116H194V113H192ZM197 114H198V113H197ZM202 114H203V113H202ZM224 114H225V113H224ZM226 114H227V113H226ZM234 114H235V113H234ZM22 115H23V114H22ZM29 115H30V114H29ZM36 115H37V113H36ZM40 115H41V114H40ZM40 115H39V116H40ZM103 115H104V114H103ZM200 115H201V114H200ZM200 115H199V116H200ZM204 115H207V114H204ZM230 115H232V114H230ZM68 116H69V115H68ZM104 116H106V115H104ZM109 116H108V118H107V117H105V118L103 117V119L99 121V124H101V125L106 124V123L108 122L107 119H109ZM193 116H192V117H193ZM195 116H196V115H195ZM215 116H216V114H215ZM234 116H236V115H234ZM243 116H244V115H243ZM256 116H257V115H256ZM256 116H255V117H256ZM260 116H259V117H260ZM24 117H25V115H24ZM26 117H27V116H26ZM26 117H25L24 119H26ZM33 117H34V116H33ZM33 117H32V118H33ZM40 117H41V116H40ZM62 117H63V116H62ZM200 117H201V116H200ZM216 117H218V114H217ZM255 117H253V118L255 119ZM257 117H258V116H257ZM30 118H31V117H30ZM30 118H29V116H28L27 120L24 121L23 124H24V126H25V128H26V129L24 128V130H25V132H26L27 134H35V135H37L36 133H38L42 128L40 129V127L35 126V123H33V121L31 122L32 118H31V119H30ZM66 118H67V116H66ZM99 118H100V117H99ZM194 118H195V117H194ZM196 118H198V117H196ZM196 118H195V121H196ZM205 118H208V117H205ZM246 118H248L247 115H246ZM21 119H22V118H21ZM36 119H37V116H36ZM38 119H40V118H38ZM63 119H64V118H63ZM63 119H62V120H63ZM68 119H69V118H68ZM68 119H67V120H68ZM200 119H201V118H200ZM213 119L215 120V118H213ZM203 120H204V119H203ZM248 120H249V118H248ZM13 121H14V120H13ZM17 121H19V119H18ZM22 121H23V120H22ZM41 121H43V120H41ZM195 121L193 122V121L191 120V122H193V124H195V123L198 122V120H197L196 122H195ZM199 121H202V120H199ZM210 121H211V120H210ZM216 121H217V118H216ZM216 121H215V122H216ZM246 121H247V119H246ZM252 121H253V120H252ZM256 121H257V120H256ZM10 122H11V121H10ZM36 122H37V121H36ZM38 122H39V121H38ZM191 122H190V123H191ZM203 122H204V127H205V123H206L207 121H202L201 123H203ZM215 122H214V123H215ZM12 123H13V122H12ZM43 123H44V122H43ZM61 123H62V122H61ZM66 123H67V122L64 121V124H66ZM69 123H70V121H69ZM198 123H199V122H198ZM198 123H197V124H198ZM214 123H213V124H214ZM216 123H217V122H216ZM218 123H219V122H218ZM218 123H217V124H218ZM239 123H240V122H239ZM243 123H244V121H243ZM243 123H241V124H243ZM257 123H259V122H257ZM18 124H19V123H18ZM21 124H22V123H21ZM38 124H39V123H38ZM38 124L36 123V125H38ZM41 124H42V122H41ZM67 124H68V123H67ZM73 124H74V123H73ZM97 124H98V123H97ZM241 124H240V125H241ZM44 125H45V124H44ZM47 125H48V124H47ZM47 125H45V126L47 127ZM60 125H61V124H60ZM60 125H59V126H60ZM68 125H69V124H68ZM71 125H72V124H71ZM90 125H91V124H90ZM199 125H200V124H199ZM201 125H202V124H201ZM207 125H208V124H207ZM261 125H262V124H261ZM263 125H264V123H263ZM9 126H10V125H9ZM18 126H19V125H18ZM20 126H21V125H20ZM45 126H42V127H45ZM49 126H50V125H49ZM54 126H55V125H54ZM59 126H58V127H59ZM65 126H67V125H65ZM191 126H193V125L191 124ZM209 126H210V125H209ZM215 126H216V124H215ZM256 126H257L256 124H254V123H252V122H248V123L244 124L243 128H241L242 132H243V131L245 132V134H242V136H245L244 138L247 139L248 142H250L251 144H253V143H255V142H258V141H263V138H264L263 134H258V133H257V130H256V132H255V128H256ZM258 126H259V125H258ZM16 127H17V126H16ZM71 127H74V126H70V128H71ZM90 127H91V126H90ZM194 127H195V126H194ZM198 127H199V126H198ZM200 127H201V126H200ZM207 127H208V126H207ZM211 127H212V126H211ZM226 127H227V126H226ZM226 127H225V128H226ZM230 127H231V126H230ZM230 127H229V129H230ZM236 127H237V126H236ZM47 128H48V127H47ZM55 128H56V130L59 131V129H58L57 127H55ZM62 128H63V127H62ZM62 128H61V129H62ZM214 128H215V127H214ZM221 128H222V127H221ZM232 128H233V127H232ZM234 128H235V127H234ZM5 129H6V128H5ZM18 129H19V128H18ZM21 129H22V128H21ZM43 129H44V128H43ZM91 129H93V128H91ZM91 129L89 128V130H91ZM94 129H95V128H94ZM186 129H187V128H186ZM218 129H219V128H218ZM222 129H223V128H222ZM229 129H227V130H229ZM259 129H260V128H259ZM6 130H8V129H6ZM95 130H96V129H95ZM189 130H190V129H189ZM213 130H214V129H213ZM241 130H240V131H241ZM263 130H264V129H263ZM9 131H10V130H9ZM15 131H16V130H14L13 132H15ZM41 131H42V130H41ZM184 131H185V129H184ZM184 131H183V132H184ZM214 131H215V130H214ZM218 131H220V130H218ZM221 131H222V130H221ZM221 131H220V132H221ZM240 131H239V132H240ZM5 132H6V131H5ZM5 132H4V133H5ZM17 132H18V130L16 131V133H17ZM42 132H43V131H42ZM61 132H62V131H61ZM94 132H95V131H94ZM96 132H98V130H97ZM179 132H180V131H179ZM186 132H188V131H186ZM208 132H209V131H208ZM212 132H213V131H212ZM220 132H219V133H220ZM222 132H223V131H222ZM242 132H240V133H242ZM263 132H264V131H263ZM16 133H15V134H16ZM19 133H20V132H19ZM19 133H18V134H19ZM26 133H25V134H26ZM44 133H46V131H45ZM56 133H57V132H56ZM99 133H100V132H99ZM184 133H185V132H184ZM210 133H211V132H210ZM240 133H239V134H240ZM0 134H3V133H0ZM8 134H10V132H8ZM15 134H14V135H15ZM18 134H16L17 137H18ZM40 134H41V133H39V135H40ZM46 134L48 135V133H46ZM60 134H61V133H60ZM60 134H59V135H60ZM179 134H180V133H179ZM181 134H182V133H181ZM185 134H186V133H185ZM185 134H182V138H183V135H185ZM213 134H215V133H213ZM216 134H218V132H216ZM216 134H215V135H216ZM233 134H234V133H233ZM14 135H13V136H14ZM21 135L23 136V134H21ZM49 135H50V134H49ZM55 135H56V134H55ZM103 135H104V134H102V136H103ZM105 135H106V134H105ZM148 135H149V134H148ZM148 135H146V136L148 137ZM186 135H187V134H186ZM200 135H201V134H200ZM208 135H209V134H208ZM210 135H211V134H210ZM225 135H226V134H225ZM230 135H231V134H230ZM0 136H1V135H0ZM8 136H9V135H8ZM43 136H45V135H43ZM143 136H144V135H143ZM151 136H152V135H151ZM206 136H207V134H206ZM221 136H222V135H221ZM221 136H220V137H221ZM236 136H238L237 133H236L235 137H236ZM11 137H12V135H11ZM17 137H16V138H17ZM26 137H27V136H26ZM29 137H30V136H29ZM33 137H35V136H33ZM50 137H51V136H50ZM169 137L171 138V136H169ZM175 137H177V136H175ZM175 137H172V139L175 138ZM180 137H181V136H180ZM187 137H188V136H187ZM187 137H186V138H187ZM196 137H197V136H196ZM202 137H203V136H202ZM217 137H219V136H217ZM233 137H234V136H233ZM7 138H8V137H7ZM12 138H13V137H12ZM19 138H20V136H19ZM19 138L17 139V141H20ZM38 138H39V137H38ZM43 138H45V137H43ZM197 138H198V137H197ZM206 138H207V137H206ZM231 138H232V137H231ZM1 139H2V138H1ZM8 139H9V138H8ZM14 139H15V138H14ZM14 139H12V140H14ZM20 139H21V138H20ZM23 139H24V138H23ZM31 139H32V137H31ZM31 139H30V140H31ZM39 139H40V138H39ZM39 139H38V140H39ZM107 139H108V138H107ZM179 139H181V138H179ZM187 139H188V138H187ZM198 139H202V138H198ZM210 139H211V138H210ZM215 139H216V138H215ZM225 139H226V141H227V138H225ZM240 139H242V138L240 137ZM10 140H11V139H10ZM15 140H16V139H15ZM21 140H22V139H21ZM25 140H26V139H25ZM25 140H24V141H25ZM30 140H29V143H30ZM36 140H37V139H36ZM100 140H101V139H100ZM170 140H171V139H170ZM170 140H169V141H170ZM174 140H175V139H174ZM204 140H205V139H204ZM17 141H15V142H16V143H15L16 145H17ZM24 141H23V142H24ZM45 141H46V139H45ZM146 141H147V140H146ZM185 141H186V140H185ZM185 141H184V142H185ZM229 141H230V140H229ZM4 142L8 143L6 140H5ZM9 142H10V141H9ZM11 142H12V141H11ZM13 142H14V141H13ZM26 142H27V141H26ZM32 142H33V141H32ZM32 142H31V145H32ZM36 142H37V141H36ZM103 142H105V141H103ZM149 142H150V141H149ZM175 142H176V141H175ZM187 142H189V141H187ZM201 142H202V141H201ZM201 142H200V143H201ZM231 142H232V141H231ZM234 142H235V140H234ZM239 142H240V141H239ZM239 142H238V143H239ZM248 142H247V143H248ZM1 143H2V142L0 141V145H1ZM19 143H20V142H18V144H19ZM29 143H28V145H29ZM33 143H34V142H33ZM41 143H42V142H41ZM43 143H44V142H43ZM145 143H146V142H145ZM147 143H148V142H147ZM150 143H151V142H150ZM155 143H156V142H155ZM164 143H165V142H164ZM171 143H172V142H171ZM180 143H181V142H180ZM242 143H244V142H242ZM250 143H249V145H250ZM11 144H12V143H11ZM15 144H14V145H15ZM38 144L40 145V142H39ZM38 144H36V145L38 146ZM46 144H47V143H46ZM100 144H101V143H100ZM102 144L104 145V143H102ZM107 144H108V143H107ZM142 144H144V143H142ZM181 144H182V143H181ZM183 144H184V143H183ZM185 144L188 145L187 143H185ZM234 144H235V143H234ZM240 144H241V143H240ZM6 145H7V144H6ZM9 145H10V143H9ZM9 145H8V146H9ZM19 145H20V144H19ZM21 145H22V144H21ZM23 145H24V143H23ZM33 145H34V144H33ZM44 145H45V144H44ZM146 145H147V144H146ZM148 145H151V144H148ZM156 145H158V144L156 143ZM162 145H163V144H162ZM174 145H175V144H174ZM224 145H225V144H224ZM246 145H247V144H246ZM253 145H255V144H253ZM2 146L4 147L5 144H4V145L2 144ZM11 146H12V145H11ZM25 146H26V145H25ZM101 146H102V145H101ZM138 146L140 147V144H139ZM154 146H155V145H154ZM159 146H160V145H159ZM171 146H172V145H171ZM180 146H181V145H180ZM236 146H237V145H236ZM236 146L233 147V148H228V150H229L228 155H229L230 158L236 157V158H234V159H232V160H233L234 164L238 165V164H241L243 161H242V162H239V161H238V160H240V159L237 158L236 155H237V153L239 152L240 149H239V148H236ZM239 146H240V145H239ZM3 147H2V148H3ZM12 147H13V146H12ZM12 147H11V148H12ZM16 147H17V146H16ZM16 147H14V148H16ZM21 147H22V146H21ZM30 147H31V146H29V147H27V148H30ZM32 147H33V146H32ZM34 147H35V146H34ZM139 147H138V148H139ZM151 147H152V146H151ZM156 147H157V146H156ZM169 147H170V143L165 144V145H164V149H163V150H164L163 153L165 152V150H167V151L170 150L171 148L169 149ZM184 147H185V145H184ZM189 147H190V146H189ZM193 147H194V146H193ZM5 148H6V146H5ZM7 148H8V147H7ZM37 148H38V147H37ZM99 148H100V146H99ZM142 148H143V147H142ZM148 148H149V147H148ZM152 148H153V147H152ZM161 148H162V146H161ZM197 148L199 149V147H197ZM218 148H219V147H218ZM220 148H221V147H220ZM225 148H226V146H225ZM242 148H243V147H242ZM12 149H13V148H12ZM31 149H33V148H31ZM34 149H36V148H34ZM41 149H42V148H41ZM140 149H141V148H140ZM156 149H158V148H155V150H156ZM172 149H174V148H172ZM3 150H4V149H1L0 152L3 153ZM7 150H8V149H7ZM17 150H19V149H17ZM28 150H29V149H28ZM39 150H40V148H39ZM134 150H135V149H134ZM141 150H143V149H141ZM149 150H150V148H149ZM159 150H160V148H159L157 151H159ZM174 150H175V149H174ZM184 150H185V152L188 151V149H184ZM189 150H190V148H189ZM203 150H204V149H203ZM215 150H216V149H215ZM218 150H219V149H218ZM218 150H217V152H218ZM222 150H223V149H222ZM224 150H225V149H224ZM228 150H227V151H228ZM25 151H26V149H25ZM25 151H24V152H25ZM143 151H144V150H143ZM227 151H226V152H227ZM11 152H14V151H11ZM29 152H30V151H29ZM35 152H37L36 155H35ZM132 152H133V150H132ZM132 152H131V153H132ZM140 152H141V151H140ZM152 152H153V150H152ZM159 152H160V151H159ZM179 152H181V151H179ZM183 152H184V151H183ZM194 152H195V150H194ZM201 152H204V151H201ZM205 152H206V151H205ZM219 152H220V151H219ZM226 152H225V153H226ZM6 153H7V152H6ZM9 153H10V152H9ZM25 153L28 154V152H25ZM30 153H31V152H30ZM133 153H134V152H133ZM135 153H136V152H135ZM135 153H134V154H135ZM147 153H148V152H147ZM147 153H146V154H147ZM166 153H167V152H166ZM189 153H190V152H189ZM197 153H199V152H197ZM215 153H216V152H215ZM222 153L224 154V151H223ZM7 154H8V153H7ZM10 154H11V153H10ZM10 154H9V155H10ZM14 154H15V153H14ZM27 154H26V155H27ZM32 154H33V152H32ZM60 154H61V153H60ZM134 154H133V155H134ZM138 154H140V153H138ZM154 154H155V152H154ZM154 154L152 153V155H154ZM177 154H178V152H177L175 155H177ZM184 154H187V153H184ZM184 154H183V155L181 154V155L184 156ZM190 154H191V153H190ZM192 154H193V153H192ZM192 154H191V156L189 155L188 157H186V160L189 161V162H187V163H189V164L191 163V161H192L193 159H195V158L197 157V154H195V153H194L193 155H192ZM202 154H203V153H202ZM213 154H214V150L212 151V154H211V155H213ZM216 154H218V153H216ZM0 155L2 156V154H0ZM22 155L25 156V155L23 154V152H22ZM34 155H35V157H36V156L39 157V156L41 155V153H40V155L38 156V151H34ZM34 155H31V156H28V155H27V156L30 157V158L33 156L32 159L30 160L31 162H33V164L35 163L34 160H37V157H36V159H34ZM58 155H59V153H58ZM62 155H63V154H62ZM91 155H92V154H91ZM131 155H132V154H131ZM141 155H142V154H141ZM161 155H162V154H161ZM228 155H227V157H228ZM6 156H7V155H6ZM11 156H12V155H11ZM14 156H15V155H14ZM23 156H21V159H22V160H23ZM42 156H43V155H42ZM42 156H41V157H42ZM59 156H60V155H59ZM65 156H66V155H65ZM65 156H64V157H65ZM143 156H144V155H143ZM155 156H156V155H155ZM155 156H154V157H155ZM177 156H178V155H177ZM202 156H203V155H202ZM204 156H205V155H204ZM217 156H218V155H217ZM3 157H4V155H3ZM19 157H20V155H19ZM19 157H18V158H19ZM41 157H40V158H41ZM43 157H44V156H43ZM55 157H56V159H58V158H57V155H56ZM60 157H63V156H60ZM67 157H68V155L66 156V159H67ZM87 157H89V156H87ZM91 157H92V156H91ZM156 157H157V156H156ZM156 157H155V159H157ZM161 157H163V156H161ZM171 157H172V156H171ZM171 157H170V158H171ZM200 157H201V156H200ZM219 157H220V156H219ZM222 157L224 158V156H222ZM229 157H228V158H229ZM5 158H6V157H5ZM14 158H15V157H14ZM16 158H17V157H16ZM16 158H15V159H16ZM68 158H70V157H68ZM150 158H152V156L148 154L147 159L150 160ZM159 158H160V157H159ZM170 158H169V159H170ZM173 158H174V156H173ZM173 158H171V159H173ZM203 158H204V157H203ZM1 159H2V158H1ZM8 159H9V157H8ZM21 159H20V161H21ZM25 159H27V158L25 157ZM33 159H34V160H33ZM42 159H43V158H42ZM83 159H84V158H83ZM89 159H90V158H89ZM142 159H143V158H142ZM163 159H164V158H163ZM169 159H168V160H169ZM178 159H180V158H178ZM201 159H202V158H201ZM207 159H208V158H207ZM211 159H212V158H211ZM220 159L222 160V158H220ZM225 159H227V158H225ZM2 160H3V159H2ZM4 160H5V159H4ZM9 160H11V159H9ZM38 160H40V159H38ZM38 160H37V162H38ZM59 160H60V158H59ZM63 160H64V159H63ZM63 160H61V161H63ZM87 160H88V159H87ZM149 160H147V161H149ZM151 160H152V159H151ZM151 160H150V161H151ZM157 160H158V159H157ZM181 160H182V159H180V161H181ZM184 160H185V159H184ZM186 160H185V161H186ZM190 160H191V161H190ZM205 160H206V159H205ZM205 160L203 159V161H205ZM208 160H209V159H208ZM228 160H229V159H227L226 161H228ZM5 161H6V160H5ZM20 161L18 162L19 164L21 163ZM40 161H41V160H40ZM66 161H67V160H66ZM142 161H143V160H142ZM163 161H164V160H163ZM172 161H173L174 163H176L174 160H172ZM178 161H179V160H178ZM193 161L196 162L195 160H193ZM224 161H225V160H224ZM7 162H8V161H6V163H7ZM10 162H11V161H10ZM13 162H14V161H13ZM15 162H16V161H15ZM22 162H23V161H22ZM26 162H29V161L26 160ZM31 162H30V164L32 165ZM63 162H64V161H63ZM151 162H153V160H152ZM154 162H155V161H154ZM154 162H153V163H154ZM159 162H160V160H159ZM197 162H198V161H197ZM199 162H200V159H199ZM206 162H209V161L206 160ZM206 162H205V163H206ZM228 162H229V161H228ZM233 162H229V163H233ZM3 163H4V162H3ZM16 163H17V162H16ZM18 163H17V164H18ZM51 163H52V162H51ZM51 163H50V164H51ZM85 163H86V162H85ZM90 163H91V162H90ZM153 163H151V165H152ZM155 163H156V162H155ZM155 163H154V164H155ZM163 163H166V162H163ZM169 163H170V162H169ZM169 163H168V164H169ZM185 163H186V162H185ZM201 163L204 164L203 162H201ZM201 163H200V164H201ZM250 163H251V162H250ZM10 164H11V163H10ZM17 164H16V166H17ZM25 164H26V163H25ZM28 164H29V163H28ZM28 164L26 165V167L28 166L29 168L22 167V172H21V169H20V172H21V173L18 172V174H16V175H17V178H16V179H14V178L16 177V175H15V177L13 176L14 178H12V179H14V180H12V181H15V180H21V179H23V178H26L27 176L29 177V175H31L33 172H35L34 170H35L36 166H35V168L33 169L34 166L31 167V166H29L30 164H29V165H28ZM36 164H38V163H36ZM36 164H35V165H36ZM39 164H41V163H39ZM59 164H61V163H58V165H59ZM65 164H66V163H65ZM91 164H92V163H91ZM93 164H94V162H93ZM96 164H97V163L95 162L94 166H95ZM137 164H138V163H137ZM142 164H143V163H142ZM145 164H146V163H145ZM157 164H158V163H157ZM168 164H166V165H168ZM170 164H172V163H170ZM180 164H181V162H180ZM191 164H192V163H191ZM197 164H198V163H197ZM234 164L231 165V166H234ZM247 164H248V163H247ZM251 164H252V163H251ZM8 165H9V164H8ZM8 165H7V166H8ZM23 165H24V163H23ZM45 165H46V164H45ZM51 165H52V164H51ZM54 165H55V164H54ZM63 165H64V164H63ZM78 165H79V164H78ZM80 165H82V164H80ZM83 165H84V163H83ZM148 165H150V163H148ZM158 165H159V164H158ZM175 165H176V164H175ZM186 165H187V164H186ZM192 165H194V164H192ZM195 165H196V164H195ZM205 165H206V164H205ZM21 166H22V164H21ZM55 166H56V165H55ZM61 166H62V164H61ZM90 166H91L90 164H88V165L86 166V167H87V170H88V168H90ZM92 166H93V165H92ZM132 166H133V165H132ZM137 166H138V165H137ZM156 166H157V165H156ZM156 166H155V167H156ZM161 166H162V165H161ZM163 166H164V168H165V164H164ZM170 166L172 167V165H170ZM173 166H174V164H173ZM177 166H178V163H177ZM184 166H185V165H184ZM187 166H188V165H187ZM196 166H197V165H196ZM199 166H200V165H199ZM241 166H242V165H241ZM243 166H244V165H243ZM252 166H253V165H252ZM10 167H11V166H10ZM18 167H19V165H18ZM18 167H16V169H17ZM40 167H42V166H40ZM79 167H80V166H79ZM146 167H147V166H146ZM149 167H150V166H149ZM159 167H160V165L158 166V168H159ZM185 167H186V166H185ZM189 167H191V165H190ZM189 167H187V168H189ZM203 167H204V166H203ZM6 168H7V167H6ZM23 168H25V170H23ZM38 168H39V166L37 165V170H38ZM45 168H46V167H45ZM102 168H103V167H102ZM102 168H101V169H102ZM134 168H135V167H134ZM158 168H157V169H158ZM167 168H168V167H167ZM167 168H166V170H164V171L167 172V170H168ZM169 168H170V167H169ZM252 168H253V167H252ZM252 168L250 167L249 170H253ZM255 168H256V165H255ZM9 169H11V168H9ZM18 169H19V168H18ZM92 169H93V168H92ZM101 169H100V170H101ZM105 169H106V168H105ZM135 169H137V168H135ZM146 169H148V168H146ZM151 169H152V168H151ZM151 169H150V170H151ZM153 169H154V168H153ZM155 169H156V168H155ZM175 169H176V167H175ZM177 169H179V168H177ZM191 169H192V168H191ZM197 169H198V168H196V170H197ZM235 169H236V168H235ZM5 170H7V169H5ZM37 170H36V171H37ZM84 170H86V168H85ZM140 170H141V167H140ZM142 170H143V169H142ZM148 170H149V169H148ZM169 170H171V168H170ZM194 170H195V169H194ZM202 170H203V169H202ZM11 171H12V170H11ZM16 171H17V170H16ZM81 171H83L82 168H81ZM154 171H155V173H156V170H154ZM159 171L161 172V170H159ZM172 171H173V170H172ZM174 171H175V170H174ZM192 171H193V170H192ZM192 171H191V172H192ZM234 171H235V170H234ZM234 171H233V172H234ZM8 172H10V170H9ZM12 172H13V171H12ZM12 172H11V174H12ZM14 172H15V169H14ZM14 172H13V173H14ZM85 172H86V171H85ZM85 172H84V173H85ZM89 172H90V171H89ZM104 172H105V171H104ZM144 172H145V171H144ZM189 172H190V171H189ZM195 172H196V171H195ZM236 172H237V171H236ZM238 172H239V170H238ZM251 172H252V174H253L254 171H251ZM15 173H16V172H15ZM147 173H148V172H147ZM169 173L171 174V172H169ZM186 173H187V172H186ZM240 173H242V172H240ZM254 173H255V172H254ZM35 174H36V173H35ZM87 174H88V173H87ZM193 174H194V173H193ZM249 174H250V173H249ZM256 174H257V173H256ZM7 175H8V174H7ZM13 175H14V174H13ZM159 175H160V173H159ZM167 175H168V173H167ZM167 175H166V176H167ZM185 175H186V174H185ZM191 175H192V174H191ZM237 175H238V174H237ZM32 176H34V175H32ZM161 176H162V174H161ZM198 176H200V175H198ZM231 176H232V175H231ZM252 176H253V175H252ZM7 177H8V176H7ZM163 177H164V176H163ZM163 177H162V178H163ZM250 177H251V176H250ZM166 178H167V177H166ZM190 178H191V177H190ZM194 178H195V177H194V175H193V179H194ZM242 178H243V177H241V179H242ZM244 178H245V177H244ZM248 178H249V177H248ZM10 179H11V177H10ZM33 179H34V178H33ZM153 179H154V178H153ZM200 179L203 180L202 178H200ZM241 179H240V180H241ZM8 180H9V178H8ZM27 180H28V179H27ZM27 180H26V181H27ZM161 180H162V179H161ZM181 180H182V179H181ZM244 180H246V179H244ZM249 180H250V179H249ZM4 181H5V180H4ZM12 181H10V183H12ZM28 181H30V179H29ZM28 181H27V182H28ZM101 181H102V180H101ZM101 181H100V182H101ZM105 181H106V180H105ZM162 181H165V180H162ZM187 181H188V180H187ZM195 181H196V180H195ZM195 181H194V184L196 183ZM1 182H2V181H1ZM1 182H0V184H1ZM18 182H19V181H18ZM20 182H21V181H20ZM31 182H32V181H31ZM100 182L98 181L97 183H100ZM130 182H131V181H130ZM169 182H170V181H169ZM169 182H168V183H169ZM185 182H186V181H185ZM192 182H193V181H192ZM197 182H198V181H197ZM201 182H202V181H200V183H201ZM204 182H205V181H204ZM2 183H3V182H2ZM15 183H16V182H15ZM106 183H107V181H106ZM108 183H109V182H108ZM132 183H133L132 185H134V182H132ZM165 183H167V181H166ZM180 183H182V182H180ZM186 183L188 184L189 181L186 182ZM249 183H250V182H249ZM5 184H6V182H5ZM8 184H9V183H7V185H8ZM13 184H14V183H13ZM16 184H17V183H16ZM91 184H95V183H91ZM100 184L103 185L102 183H100ZM109 184L111 185V182H110ZM109 184H107V186H108ZM189 184H190V183H189ZM7 185H6V187H5V185H3L2 187L0 186V188H3V187H4L5 190H6ZM17 185H18V184H17ZM105 185H106V184H105ZM105 185H104V186H105ZM113 185H114V184H113ZM135 185H136V184H135ZM137 185H138V184H137ZM178 185H179V184H178ZM182 185H183V184H182ZM197 185L199 186V184H197ZM231 185H233V184H231ZM263 185H264V184H263ZM11 186H12V185H11ZM11 186H10V187H11ZM21 186H22V185H21ZM91 186H92V185H91ZM140 186H141V184H140ZM155 186H156V185H155ZM155 186H154V187H155ZM173 186H174V185H173ZM180 186H181V185H180ZM180 186H179V187H180ZM185 186H186V185H185ZM187 186H188V185H187ZM190 186H191V185H190ZM228 186L230 187V185H228ZM228 186H227V188H229ZM240 186H241V185H239V187H240ZM10 187H9V189H10ZM86 187H87V186H86ZM97 187H99V185H98ZM101 187L103 188V186H101ZM108 187H109V186H108ZM133 187H134V186H133ZM156 187H157V186H156ZM171 187H172V186H171ZM171 187H170V188H171ZM177 187H178V186H177ZM195 187H196V186H195ZM202 187H203V186H202ZM223 187H224V186H223ZM231 187H232V186H231ZM237 187H238V185H236V188H237ZM239 187H238V188H239ZM4 188H3V189H4ZM94 188H95V185H94ZM105 188H106V187H105ZM112 188H114V187H112ZM112 188H111V189H112ZM131 188H132V186H131ZM170 188H169V189H170ZM186 188H187V187H186ZM192 188H193V186H192ZM225 188H226V187H225ZM7 189H8V188H7ZM11 189H12V188H11ZM13 189H14V188H13ZM177 189H178V188H177ZM179 189H180V188H179ZM195 189H196V191L198 190L197 188H195ZM200 189H201V188H200ZM200 189H199V190H200ZM5 190H4L3 193H5ZM84 190H85V189H84ZM84 190H83V192H84ZM89 190L91 191L92 188H91V189L89 188ZM89 190H88V191H89ZM94 190H95V189H94ZM99 190H100V188H99ZM99 190H98L97 192H99ZM103 190H104V189H103ZM113 190H114V189H112L111 191H113ZM158 190H159V189H158ZM175 190H176V189H175ZM175 190H174V191H175ZM205 190H206V189H205ZM207 190H209V189H207ZM227 190H228V189H227ZM233 190H234V189H233ZM263 190H264V189H263ZM6 191H7V190H6ZM15 191H16V190H15ZM111 191H110V192H111ZM135 191H136V190H134V193H135ZM137 191H138V189H137ZM240 191H241V190H240ZM249 191H250V190H249ZM249 191H248V192H249ZM8 192H9V191H8ZM10 192H11V191H10ZM17 192H18V189H17ZM19 192H20V191H19ZM28 192H29V191H28ZM28 192H25V193H28ZM83 192H82V193H83ZM86 192H87V191H86ZM142 192H143V191H142ZM149 192H151V191H149ZM177 192H178V191H177ZM179 192H180V191H179ZM184 192H185V191L181 192V194L184 193ZM210 192H211V191H210ZM235 192H236V191L234 190V193H235ZM14 193H15V192H14ZM25 193H24V194H25ZM94 193H95V192H94ZM100 193H102V192H100ZM106 193H107V192H106ZM111 193H112V192H111ZM113 193H114V192H113ZM138 193H139V192H138ZM138 193H137V194H138ZM146 193H147V192H146ZM196 193H197V192H196ZM207 193H208V192H207ZM236 193H237V192H236ZM242 193H243V192H242ZM250 193H252V192L250 191ZM263 193H264V192H263ZM6 194H7V193H6ZM8 194H10V193H8ZM17 194H18V196H19V193H16V195H17ZM20 194H22V193H20ZM87 194H88V193H87ZM92 194H93V193H92ZM92 194H90V196H93ZM151 194H152V193H151ZM177 194H178V193H177ZM186 194L188 195V193H186ZM257 194H258V193H257ZM13 195H14V194H13ZM13 195H12V196H13ZM40 195L42 196L43 193H41ZM40 195H39V196H40ZM98 195H99V194H98ZM107 195H108V194H107ZM111 195H112V194H111ZM113 195H114V194H113ZM149 195H150V194H149ZM191 195H192V194H191ZM193 195H194V193H193ZM235 195H236V194H235ZM238 195H239V194H238ZM238 195H237V196H238ZM242 195H243V194H240V196H242ZM2 196H4V195H2ZM9 196H10V195H9ZM14 196H15V195H14ZM18 196H17V199H18ZM84 196H87V195H84ZM133 196H134V195H133ZM139 196H140V195H139ZM143 196H144V195H143ZM174 196H175V195H174ZM188 196H189V195H188ZM240 196H239V197H240ZM243 196H244V195H243ZM246 196H248V195H246ZM258 196H259V195H258ZM261 196H262V195L260 194V197H261ZM20 197H21V196H20ZM106 197H112V196H109V195H108V196H106ZM106 197H105V198H106ZM145 197H146V196H145ZM147 197L149 198V196H147ZM147 197H146V199H147ZM152 197H153V195H152ZM183 197H184V196H183ZM235 197H236V196H235ZM87 198H88V197H87ZM90 198H91V197H90ZM113 198H115V197H113ZM113 198H112V199H113ZM133 198H134V197H133ZM133 198L131 199V202H132ZM135 198H136V196H135ZM137 198H138V196H137ZM153 198H155V197H153ZM176 198H177V197H176ZM179 198H180V197H179ZM243 198H244V197H243ZM256 198H258V197H256ZM13 199H15V197H13ZM115 199H117V198H115ZM115 199H113V200L115 201ZM141 199H142V198H141ZM182 199H183V198H182ZM182 199H180V200H182ZM246 199H247V198H246ZM252 199H253V198H252ZM261 199H262V198H261ZM10 200H12V198H11ZM28 200H29V199H27V201H28ZM70 200H71V199H70ZM70 200H69V201H70ZM73 200H74V199H73ZM88 200H89V198H88L86 201H88ZM147 200H148V199H147ZM147 200H146V201H147ZM240 200L243 201L242 197L240 198ZM16 201H17V200H16ZM30 201H31V200H30ZM69 201H67V203H63V205H65V204H71L70 202H71L72 200H71L70 202H69ZM82 201H83V200H82ZM86 201H83V202H86ZM108 201H109V200H108ZM110 201H111V200H110ZM110 201H109V202H110ZM143 201H144V200H143ZM143 201L141 202V200H140L138 203H140V202L143 203ZM146 201H145V202H146ZM172 201H173V199H172ZM177 201H178V200H177ZM183 201H184V200H183ZM225 201H226V200H225ZM227 201H228V200H227ZM237 201H238V200H237ZM252 201H253V200H252ZM255 201H256V200H255ZM68 202H69V203H68ZM74 202H75V200H74ZM126 202H127V201H126ZM131 202H130V203H131ZM145 202H144V203H145ZM173 202H175V201H173ZM238 202H240V201H238ZM238 202H237V204H239ZM262 202H263V201H262ZM27 203H28V202H27ZM30 203H31V202H30ZM89 203H90V200H89ZM104 203H105V202H104ZM106 203H107V200H106ZM128 203H129V201H128ZM146 203H147V202H146ZM146 203H145V204H146ZM185 203H186V202H185ZM240 203H241V202H240ZM259 203H260V202H259ZM72 204H73V203H72ZM75 204H77V203L75 202ZM80 204H81V203H80ZM86 204H87V203H86ZM124 204H125V203H124ZM252 204H254V203H252ZM63 205H61V206H63ZM88 205H89V204H88ZM129 205H130V204H129ZM142 205H143V204H142ZM177 205H178V204H177ZM184 205H185V204H184ZM184 205H182V206H184ZM240 205H241V204H240ZM257 205H258V204H257ZM65 206H66V205H65ZM74 206H75V205H74ZM74 206H72V207H74ZM83 206H84V205H83ZM126 206H128V205H126ZM133 206H134V204H133ZM133 206H132V207H133ZM137 206H138V204H137ZM146 206H147V205H146ZM150 206H151V205H150ZM245 206H246V205H245ZM245 206H244V204H243V207H245ZM63 207H64V206H63ZM67 207H68V206H67ZM67 207H66V208L64 207V209L62 210L63 213H65V212H70V211L72 210V208H71L70 206H69V208H67ZM80 207H81V205H80ZM80 207H79V208H80ZM84 207H86V206H84ZM121 207H122V206H121ZM257 207H258V206H257ZM261 207H262V206H261ZM81 208H82V207H81ZM125 208H126V207H125ZM125 208H124V209H125ZM141 208H142V207H141ZM176 208L179 209V207H176ZM238 208H239V207H238ZM246 208H248V207L246 206ZM251 208H253V207H251ZM254 208H255V207H254ZM262 208H263V207H262ZM262 208H261V209H262ZM57 209H58V208H57ZM57 209H55V211H57ZM59 209H61V207H59ZM74 209H75V208H74ZM126 209H127V208H126ZM130 209H131V208H130ZM132 209H133V208H132ZM143 209H144V208H143ZM181 209H182V208H181ZM242 209H245V208H242ZM248 209H249V208H248ZM256 209H258V208H255V210H256ZM86 210H87V209H86ZM90 210H91V209H90ZM93 210H94V209H93ZM127 210H128V209H127ZM136 210H137V209H136ZM139 210H141V209H138V211H139ZM253 210H254V209H253ZM55 211H54V213H55ZM58 211H59V210H58ZM60 211H61V210H60ZM88 211H89V209H88ZM88 211H87V212H88ZM128 211H130V210H128ZM145 211H146V210H145ZM145 211H143V212H145ZM257 211H258V210H257ZM82 212H83V211H82ZM82 212H81V213H82ZM91 212H92V211H91ZM122 212H123V211H122ZM131 212H132V211H131ZM143 212H142V213H143ZM240 212H241V211H240ZM240 212H239V213H240ZM242 212H243V211H242ZM245 212H247V211L245 210ZM252 212H253V211H252ZM260 212H261V211H260ZM81 213H80V214H81ZM89 213H90V212H89ZM96 213H97V212H96ZM126 213H128V212H126ZM132 213L134 214L135 212H132ZM249 213H250V212H249ZM58 214H59V213H58ZM80 214H78V215L80 216ZM84 214H87V213H84ZM94 214H95V213H94ZM135 214H136V213H135ZM240 214L242 215V213H240ZM240 214H239V215H240ZM258 214H259V212H258ZM70 215H71V214H70ZM70 215H69V216H70ZM75 215H76V214H75ZM89 215H90V214H89ZM96 215H97V214H96ZM96 215H95V216H96ZM118 215H119V213H118ZM130 215H131V213H130ZM143 215H145V214H143ZM221 215H222V214H221ZM224 215H225V214H224ZM234 215H236L235 212H234ZM234 215H233V216H234ZM259 215H260L261 217H258L257 219L255 218L256 220L254 221L255 223H253V224H249V222H248V224H244V222H243V224H241V223L239 222L241 225H231V223H232V222H231L228 226H227V224H225V228H224L223 231H222L221 229H218V228H217V230H214V231L212 230L213 232L210 230V232H211V236L208 235V236H209L208 239H209V241H211V244H209L210 242L207 241V242H208L207 244L201 246V244H202V243H201L200 246H196L195 251H198L197 253H202L203 251H202L201 249H202V248H203V249L205 248L208 252H212V254H214L213 256H215L216 258L219 259L218 262H223V263H219V264H237L238 260L236 261L235 259L232 258V256H233V255L231 256L232 249H231V250L228 249V246H234V244H235L236 242H244V241L248 240V238H250L249 236L251 235L250 232L252 233V231H254V230L257 231L258 228L262 227V226L264 225V210H263V213H261V214H259ZM259 215H258V216H259ZM73 216H74V215H73ZM85 216H86V215H85ZM87 216H88V215H87ZM92 216H93V215H92ZM126 216H127V215H126ZM131 216H132V215H131ZM131 216H130V217H131ZM230 216H231V215H230ZM237 216H238V213H237ZM249 216H250V215H249ZM249 216H248V217H249ZM254 216H255V215H254ZM67 217H68V216H67ZM83 217H84V216H83ZM88 217H89V216H88ZM93 217H94V216H93ZM117 217H118V216H117ZM250 217H251V216H250ZM255 217H256V216H255ZM44 218H45V217H44ZM65 218H66V217H65ZM69 218H70V217H68V219H69ZM76 218H77V217H76ZM76 218H75V219H76ZM78 218H79V217H78ZM78 218H77V219H78ZM81 218H82V217H81ZM121 218H122V217H121ZM123 218H124V217H123ZM123 218H122V219H123ZM132 218H133V216H132ZM134 218H135V215H134ZM160 218H161V217H160ZM170 218H171V217H170ZM221 218L223 219V217H221ZM221 218H220V219H221ZM237 218H239V217H237ZM242 218H244V216H242ZM242 218H241V219H242ZM75 219H74V220H75ZM77 219H76V220H77ZM91 219H92V218H91ZM164 219H165V218H164ZM224 219H226V218H224ZM235 219H236V218H235ZM247 219H248V218H247ZM247 219H246V220H247ZM44 220H45V219H44ZM66 220H67V218H66ZM74 220H73V217H72V221H74ZM89 220H90V218H89ZM124 220H125V219H124ZM124 220H123V221H124ZM126 220H128L127 217H126ZM131 220H132V219H131ZM131 220H130V221H131ZM158 220L160 221V219H158ZM158 220H157V221H158ZM165 220H166V219H165ZM237 220H238V219H237ZM242 220H245V218L242 219ZM248 220H249V219H248ZM250 220H253V219L250 218ZM28 221H29V220H28ZM28 221H26V222H28ZM47 221H48V220H47ZM47 221H46V222H47ZM49 221H50V219H49ZM77 221H78V220H77ZM94 221H95V220H94ZM96 221H97V220H96ZM96 221H95V222H96ZM123 221H121V223H122ZM130 221L128 220V222H130ZM163 221H164V220H163ZM166 221H167V220H166ZM171 221H172V220H171ZM226 221H227V220H226ZM226 221H225V222H226ZM229 221H231V220H229ZM232 221H233V220H232ZM235 221H236V220H235ZM240 221H241V220H240ZM29 222H30V221H29ZM66 222H67V221H66ZM124 222H125V221H124ZM152 222H153V221H152ZM155 222H156V221H155ZM161 222H162V221H160V223H161ZM225 222H224V223H225ZM237 222H238V221H237ZM241 222H242V221H241ZM251 222H252V221H251ZM24 223H25V222H24ZM67 223L71 224L70 222H67ZM74 223H75V222H74ZM74 223H73V224H74ZM76 223H77V222H76ZM160 223H159V225H160ZM164 223H165V222H164ZM173 223H174V222H173ZM233 223H234V222H233ZM245 223H246V222H245ZM92 224H93V223H91V226H94V225H92ZM119 224H120V223H119ZM123 224H124V223H123ZM128 224H129V223H128ZM151 224H152V223H151ZM156 224H157V222H156ZM161 224H162V223H161ZM170 224H171V223H170ZM236 224H237V223H236ZM32 225H33V224H32ZM32 225H31V226H32ZM107 225H108V224H107ZM129 225H130V224H129ZM147 225H148V227L151 226V225H149V224H147ZM220 225H221V223H220ZM67 226H68V225H67ZM119 226H122V225H119ZM123 226H124V225H123ZM123 226H122L121 228H123ZM125 226H126V225H125ZM152 226H153V225H152ZM154 226H155V225H154ZM161 226H163V225H161ZM144 227H145V226H144ZM144 227H143V228H144ZM166 227H167V226H166ZM170 227H171V226H170ZM223 227H224V226H223ZM71 228H72V227H71ZM124 228H127V227H124ZM124 228H123V229H124ZM145 228H147V227H145ZM209 228L214 229L213 226H211V227H209ZM209 228H208V229H209ZM219 228H220V227H219ZM256 228H257V229H256ZM102 229H106V228L103 226ZM131 229H132V228H131ZM173 229H174V228H173ZM175 229H176V228H175ZM199 229H200V228H199ZM203 229H204V228H203ZM260 229H261V228H260ZM27 230H28V227H27ZM128 230H129V229H127V231H128ZM141 230H142V229H141ZM143 230H144V229H143ZM143 230H142V232H143ZM155 230H156V229H155ZM159 230H160V229H159ZM169 230H171V229H169ZM192 230H193V229H192ZM192 230H191V231H192ZM195 230H196V229H195ZM227 230H231V232H228V233L225 232V231H227ZM236 230H237V232H240L241 234H242V233H246V235H247L246 238H245V237H244V238H243V237L240 238V237H238L237 235H232V236H231V234L234 233V231H236ZM37 231H38V230H37ZM102 231H103V230H102ZM122 231H123V230H122ZM122 231H121V232H122ZM125 231H126V230H125ZM146 231H147V230H145L144 232H146ZM157 231H158V230H157ZM176 231H177V230H176ZM179 231H180V233H183V232H181V230H178V232H179ZM182 231H184V230H182ZM193 231H194V230H193ZM198 231H199V230H198ZM201 231H202V230H201ZM204 231H206V230H204ZM26 232H27V231H26V229H25V231H24L23 233L25 234ZM31 232H32V231H31ZM117 232H118V230H117ZM128 232H130V231H128ZM132 232H133V231H132ZM139 232H140V231H139ZM158 232H159V231H158ZM196 232H197V231H195V233H194V232H193V233L196 234ZM223 232H225V233H223ZM260 232H261V231H260ZM119 233H120V232H119ZM134 233H135V232H134ZM134 233H133V234H134ZM137 233H138V232H137ZM148 233H149V232H148ZM159 233H160V232H159ZM186 233H187V232H186ZM190 233H191V232H190ZM190 233L188 232L187 234H190ZM221 233H222V234H221ZM100 234H101V233H100ZM116 234H117V233H116ZM142 234H144V233H142ZM155 234H157V233L155 232ZM169 234H170V233H169ZM171 234H172V233H171ZM173 234H174V232H173ZM176 234H177V237H179V236L181 235V234H178L177 232H176ZM176 234H175V235H176ZM187 234H184V235H187ZM204 234H205V233H204ZM204 234H203V235H204ZM258 234H260V233H258ZM118 235H119V234H118ZM121 235H122V234H121ZM135 235H136V234H135ZM151 235H152V237H151ZM151 235H150V237L153 238V235H154V234H151ZM159 235H160V234H159ZM175 235H174V237H175ZM178 235H179V236H178ZM190 235H191V237H192V234H190ZM253 235H254V234H252V236H253ZM263 235H264V234H263ZM122 236H123V235H122ZM124 236H125V235H124ZM128 236H129V235H128ZM130 236H132V235L130 234ZM130 236H129V238H130ZM170 236H171V235H170ZM182 236H183V235H182ZM193 236H194V235H193ZM125 237H127V234H126ZM135 237H136V236H135ZM135 237H134V238H135ZM138 237H139V236H138ZM140 237H141V236H140ZM144 237H145L144 239L147 238V236H144ZM148 237H149V236H148ZM150 237H149V238H150ZM154 237H156V236H154ZM157 237H159V236H157ZM184 237H185V236H184ZM198 237H200V236L198 235ZM202 237H205V236H202ZM202 237L200 238L201 240H202ZM210 237H211V238H210ZM122 238H123V237H122ZM134 238H133V239H134ZM149 238H148V239H149ZM167 238H168V237H167ZM180 238H181V237H180ZM186 238H187V237H186ZM257 238H258V237H257ZM261 238H262V237H261ZM117 239H119V236H118ZM120 239H121V238H120ZM127 239H128V238H127ZM130 239H132V238H130ZM133 239H132V240H133ZM203 239H205V238H203ZM206 239H207V238H206ZM134 240H135V239H134ZM141 240H142V239H141ZM153 240H154V239H153ZM156 240H157V239H156ZM188 240H189V239H188ZM195 240H196V239H195ZM198 240H199V238H198ZM107 241H108V240H107ZM117 241H118V240H117ZM135 241H136V240H135ZM135 241H134V242H135ZM159 241H160V238H159ZM181 241H182V240H181ZM205 241H206V240H205ZM102 242H103V241H102ZM109 242H112V241H109ZM125 242H126V243H124L125 246H126V244L128 245L127 241H125ZM128 242H129V241H128ZM136 242H139V241L137 240ZM140 242H141V241H140ZM149 242H150V241H149ZM156 242H157V241H156ZM160 242H162V241H160ZM165 242H167V241H165ZM173 242H174V241H173ZM175 242H176V241H175ZM184 242H185V241H184ZM201 242H202V241H201ZM203 242H204V241H203ZM106 243H108V242H106ZM129 243H130V242H129ZM132 243H133V242H132ZM132 243H131L130 245H132ZM143 243H144V242H143ZM143 243H142V244H143ZM163 243H164V242H163ZM171 243H172V242H171ZM178 243H179V242H178ZM3 244H4V243H3ZM153 244H156V243H153ZM161 244H162V243H161ZM179 244H180V243H179ZM183 244H184V243H183ZM196 244L198 245V241H196ZM196 244H195V245H196ZM247 244H248V243H247ZM4 245H5V244H4ZM135 245H136V244H135ZM138 245H139V244H138ZM148 245H149V243H148L146 246H148ZM157 245H160V244H157ZM164 245H166V244H164ZM169 245H170V244H168V246H169ZM186 245H187V243H186ZM241 245L243 246L242 243H241ZM244 245H245V244H244ZM144 246H145V244H143V247H144ZM180 246H182V245L180 244ZM180 246H179V247H180ZM239 246H240V245H239ZM247 246L250 247V245H247ZM42 247H43V246H42ZM129 247H131V246H129ZM149 247H150V246H149ZM151 247H153L155 250L157 249V248L154 247V245L151 246ZM151 247H150V249H151ZM161 247H162V246H161ZM171 247H172V246H171ZM179 247H177V248H179ZM248 247H247V249H248ZM0 248H2V247H0ZM33 248H34V247H33ZM33 248H32V249H33ZM44 248H45V247H44ZM118 248H119V247H118ZM137 248H138V247H137ZM137 248H136V250H137ZM146 248H147V247H146ZM146 248H144V249H146ZM153 248H152L151 250H153ZM163 248H164V247H163ZM166 248H167V247H166ZM180 248H181V247H180ZM184 248H185V247H184V245H183V248H182V249H184ZM256 248H257V247H256ZM256 248H255V249H256ZM36 249H37V248H36ZM40 249H41V247H40ZM40 249H39V250H40ZM127 249H129V248H127ZM131 249H132V248H131ZM140 249H141V248H140ZM150 249H148L147 252H148ZM158 249L160 250V248H158ZM182 249H181V250H182ZM0 250H1V249H0ZM37 250H38V249H37ZM37 250H36V251H37ZM39 250H38V251H39ZM41 250H42V249H41ZM44 250H45V249H44ZM46 250H47V249H46ZM151 250H150L149 252H151ZM177 250H179V249H177ZM177 250H173V251H177ZM181 250H180V251H181ZM186 250H187V249H186ZM191 250H192V248H191ZM244 250H245V247H244ZM256 250L261 252V250H258V249H256ZM256 250H255V251H256ZM1 251H2V250H1ZM1 251H0V252H1ZM33 251H34V250H33ZM36 251H35V253H36ZM38 251H37V252H38ZM125 251H126V250H125ZM162 251H163V250H162ZM188 251H189V250H188ZM200 251H201V252H200ZM41 252H42V251H41ZM110 252H112V251H110ZM110 252H109V253H110ZM113 252H114V251H113ZM145 252H146V251H145ZM181 252H182V251H181ZM184 252L186 253V251H184ZM193 252H194V251H193ZM193 252H192V254H193ZM239 252H240V251H239ZM33 253H34V252H33ZM33 253H31V254H33ZM125 253H126V252H125ZM130 253H131V252H130ZM155 253H156V251H155ZM155 253H154V254H155ZM158 253H159V256H160V251H159ZM174 253H175V252H174ZM178 253H179V252H178ZM185 253H184V254H185ZM190 253H191V252H190ZM253 253H254V251H253ZM256 253H257V252H256ZM256 253H255V255H256ZM258 253H259V252H258ZM261 253H262V252H261ZM0 254H1V253H0ZM37 254H38V253H37ZM41 254L44 256V253H41ZM127 254H129V253L127 252ZM168 254H169V253H168ZM172 254H173V253H172ZM175 254H177V252H176ZM238 254H239V253H238ZM34 255H35V254H34ZM45 255H46V254H45ZM129 255H130V254H129ZM150 255H151V254H150ZM157 255H158V254H157ZM162 255L164 256V253H162ZM169 255H170V254H169ZM169 255H168V256H169ZM179 255H180V253H179ZM181 255H182V254H181ZM201 255H203V254H201ZM210 255H211V254H210ZM234 255H235V254H234ZM236 255H237V254H236ZM240 255H241V254H240ZM240 255H239V256H240ZM257 255H259V254H257ZM29 256H30V255H29ZM31 256H32V255H31ZM38 256H40V254H39ZM46 256H47V255H46ZM46 256H44V257H46ZM110 256H111V255H110ZM114 256H115V255H114ZM152 256H153V255H152ZM168 256H167V257H168ZM175 256H176V255H175ZM185 256H187V255H185ZM204 256H205V255H204ZM259 256H261V255H259ZM41 257H42V256H41ZM44 257H43V258H44ZM108 257H109V256H108ZM154 257H156V255H155ZM157 257H158V256H157ZM161 257H162V256H161ZM165 257H166V256H165ZM167 257H166V261H167ZM180 257H181V256H180ZM196 257H197V256H196ZM196 257H195L194 259H196ZM201 257H202V256H201ZM209 257L212 258V256H209ZM215 257H214V258H215ZM30 258H31V257H30ZM34 258H35V257H34ZM36 258H37V257H36ZM111 258H112L111 260H113L115 257H114V258L111 257ZM199 258H200V257H199ZM207 258H208V256H207ZM211 258H210V260H211ZM216 258H215V259H216ZM1 259H2V258H1ZM28 259H29V258H28ZM39 259H40V258H39ZM67 259H69V258H67ZM120 259H121V258H120ZM124 259H126V257L123 258V259H121V260L124 261ZM168 259H170V257H168ZM200 259H201V258H200ZM239 259H240V258H239ZM256 259H257V258H256ZM40 260H41V259H40ZM46 260H47V259H46ZM117 260H119L118 257H117ZM127 260H128V259H127ZM160 260H162V259L160 258ZM160 260H159V261H160ZM163 260H164V257H163ZM181 260H182V259H181ZM207 260H208V259H207ZM207 260H206V262L210 261V260H208V261H207ZM258 260L261 261V260H263V259H261V258L259 259V258H258ZM33 261H34V259L32 260V264H33ZM35 261H36V260H35ZM35 261H34V262H35ZM47 261H48V260H47ZM47 261H45V262L47 263ZM60 261H61V260H60ZM68 261H69V260H68ZM119 261H120V260H119ZM156 261H157V260H156ZM159 261H158V262H159ZM170 261H171V260H170ZM174 261H175V260H174ZM179 261H180V260H179ZM192 261H193V260H192ZM192 261H191V262H192ZM198 261H199V260H194V261L192 262V264H197ZM216 261H217V260H216ZM260 261H259V262H260ZM38 262H40V261H37V264H38ZM45 262H44V263H45ZM49 262H50V261H49ZM114 262H115V261H114ZM153 262L155 263V261H153V259H152V262H150V263H153ZM160 262H161V261H160ZM164 262H165V261H164ZM176 262H177V261H176ZM191 262H190V264H191ZM213 262H214V261H213ZM30 263H31V262H30ZM65 263H67V262H65ZM166 263H167V262H166ZM199 263H200V262H199ZM256 263H257V260H256ZM256 263H255V264H256ZM60 264H61V262H60ZM62 264H63V263H62ZM162 264H164V263H162ZM185 264H186V262H185ZM188 264H189V263H188ZM205 264H207V263H205ZM209 264H210V262H209ZM211 264H212V263H211ZM216 264H217V262H216ZM248 264H250V263H248ZM257 264H258V263H257Z\"/></svg>","mask_w":264,"mask_h":264}]
</instances>
